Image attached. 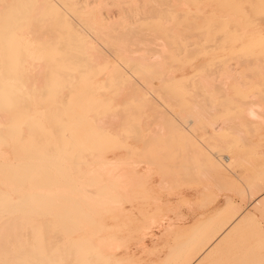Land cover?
Wrapping results in <instances>:
<instances>
[{
    "label": "rangeland",
    "instance_id": "374dc122",
    "mask_svg": "<svg viewBox=\"0 0 264 264\" xmlns=\"http://www.w3.org/2000/svg\"><path fill=\"white\" fill-rule=\"evenodd\" d=\"M6 1L8 2V4ZM18 1L19 3L16 0L17 2L16 4L15 0H13V2L15 3L11 2V0H0L1 18L4 16L2 14H6L7 11L9 12V9H11L12 11L15 10V12L12 13V11H10L9 12L10 14L7 12L6 17L5 16L3 17L4 19L6 18L8 20L10 17H13L17 12V15L14 18H12V22L11 24H9L10 27H7L6 29V31H8L7 36L0 35L1 41L5 38L6 40L9 41L14 39V37H16L18 39L19 45H21L22 47L24 46L27 50L26 54L24 53V55L19 54L17 52L15 54L14 53L6 54L5 56L3 50L4 46L0 45V50H1L0 54L2 55V56L0 55L1 57L0 72L2 74H7L10 76L9 78L10 80H9L8 77L5 78V75L3 76L0 73L2 75V76L0 75V109L1 107L4 109V110L3 109L0 110V114L5 113V115H3V118L4 117L7 118L9 116L7 118L8 120L5 121L2 119V116L0 115L1 117L0 121L1 119L3 121L0 122V127L5 129V131L7 130V132L1 134V135H5L6 137L5 136L2 137L0 135L1 136L0 141H2L0 142V160H1L0 187H4V189L2 190L0 188V192H1L0 199L1 198L7 199L10 198L11 196L13 198L15 195H17L14 197V199L10 198L8 200L12 203V205L16 204L17 202L16 205H19L21 208V210L17 211L18 214L17 212H13V214L10 212L9 213L5 212L6 214H10L11 216L5 215L4 212H2V216L0 214V225L6 223L4 222L6 220H8L7 222H10L11 218H13V221L11 222H15L14 219H17L20 214L19 218L17 219V222H19V224L15 222L16 224L19 225V227L17 226L14 229V231L17 232L16 238L19 237V240L10 243L9 246L14 250L23 251L25 261L27 262L28 260L36 261L37 258H34L36 254V256L45 258L46 260L49 261V263L52 264H64V263L69 264L70 262L72 264H197V263L199 264H264V123L260 124L259 122L257 123V121L253 122V120L247 117L245 113L246 103L244 104V107L242 106L243 103L246 101L248 102L249 99H251L252 101L251 100L250 101L253 102V99L256 96L257 97L254 100L264 105L263 102L264 99H262L264 98L263 96L264 74L261 73V71L263 70L261 71L258 70L260 73L257 71V69H259L257 68L259 67V64L264 67V54L263 55L261 54L264 53V48H263L264 39H262L263 46L261 43V39H259L262 36H264V11L262 10L264 9V2H263L264 0H255L257 2V7L255 4L256 2L254 0H246V1L240 0L239 2H237L238 0L236 2H234L235 0L234 1L214 0V3L212 2L213 0H209V1L208 0H178V1L175 0L178 4H176L174 0L173 3L172 0H162V1L153 0V2L154 1L159 3L161 2L164 5H161V3L158 5V3L156 4V2L153 3L152 0L151 1L125 0L126 2L125 1L122 2V0H120L121 3L119 0L118 3L117 0L116 1L114 0V2H112L113 0L112 1L109 0V2L108 0H104L107 3V5H109L108 8L111 10H109L106 7L107 6L106 3L102 0H97V2L95 0H81V1L64 0L66 3L63 2L62 0H56V1L53 0L54 2H47L48 6L47 4H45L46 2L45 0L42 3L40 2V0H37L40 2V3L38 2L37 5H36V0H32V1L28 0V4L26 5L24 0H18ZM69 1L74 5L71 4ZM241 1L242 2L244 1L242 3L243 5L240 3ZM75 2L77 3L78 6L75 5L76 4ZM87 2L89 3L86 4ZM115 2L117 3V5ZM211 2L213 4H211ZM32 3H34L35 7L34 5H32ZM49 3L52 4L50 5ZM134 3L137 4V6H135ZM179 3L180 4L182 3L181 5L184 4V6L187 5L188 7L185 6L184 8L183 6L179 5ZM10 4L12 6H10ZM41 4H43L40 7L41 9L37 7L38 8L37 10L40 9L41 11V13H38L37 10H34V8L36 9V6ZM44 4L45 7H43ZM153 4H156L158 6H155ZM172 4L173 5L176 4L177 6L179 5L182 7V9H179V7L177 8L176 5H175L176 7L172 8L173 6ZM210 4L213 6H210ZM240 4H241V8H240ZM248 4H251V6ZM18 5L20 9L15 7V6L18 7ZM144 5H146L145 8ZM2 6H4L3 8L7 7V9L5 8V11L4 9H2L4 11L3 13L1 10ZM86 6L87 8H84ZM159 6H165V7H162L161 9V7ZM253 6L254 8L255 7L256 8L254 9ZM32 7L34 8L32 9ZM247 7H249V9ZM261 7L263 8L261 9ZM152 8L154 10H151ZM145 9L147 10L144 11ZM163 9H165L166 11ZM33 10L35 12H32ZM64 10H66L67 12L66 11L64 12ZM150 10H151V16L150 14H148L150 13ZM28 11L31 12V15L37 12L39 16L38 14L36 15L38 16L39 19L36 16L35 18H33L34 16L32 15L33 16L32 17L31 15H29L30 12ZM47 11H49V13ZM94 11L96 12V14L100 13L97 14L98 16L103 14L102 15L103 17L99 16L100 18H98V16L95 15ZM108 11L110 13H108ZM104 12L107 13L105 14ZM153 13L157 20L154 17H152ZM8 14H9L8 16L9 18H7ZM119 14L121 15L119 16ZM147 14L151 18L148 17ZM106 15L111 18L110 19L106 18L107 17ZM25 16L26 17L28 16L27 18L30 17L29 20L25 18ZM60 16L63 18H61ZM162 16H165L166 18ZM91 17L98 18L97 22L95 21L96 20L95 18H91ZM113 17L116 22H114V20H111L113 19ZM146 17H148V19ZM83 18L85 21L83 20ZM4 19L2 20L4 21ZM16 19L19 21H17ZM31 19L32 22L34 21L33 23H35L36 20L38 19L39 22L38 21H37L38 23L36 22L37 25L33 24L34 26L36 25V27L40 26L38 29H35L34 27L30 28L33 26L31 25L32 22L31 23L29 22L31 21ZM64 19L65 20L67 19L69 21H65ZM104 19L109 20V23L106 20L107 23L105 22L103 24V21H105ZM199 20H201V22ZM3 21H1L0 25L3 23ZM43 21H45V23ZM52 21H53L52 29L54 28L53 29L54 31H52V29L47 30L45 28L50 34L52 31L53 34L50 35L43 28L46 26V23L51 24ZM86 21L87 22L89 21L88 23L90 25L94 21L96 23H102L99 24L101 28L99 25L95 24V22L91 25L92 26L91 28L89 25H87L88 23L86 24ZM113 22L116 23L117 25L116 24L114 25ZM21 23L23 26L25 24V27L21 26L20 25ZM161 23H163L166 26V28L162 24L164 27V29H162L163 27L161 28L162 26ZM172 23L174 25V28L172 27L173 26ZM5 24L7 25L8 23L4 21L2 25L5 26ZM50 24L46 26L48 29L51 27ZM58 24H60V26L64 25L63 27L65 29L62 27H61L62 29L57 28ZM108 24L111 25V28L110 26H108ZM95 25H97L102 30L100 31V29L96 28L97 26ZM136 25L138 26V28ZM104 27L110 28L111 30L110 34H112L113 28L115 29L112 35L107 33V40L104 39L105 38L104 35L106 32H110V31L108 29L107 31H105ZM129 28L131 30H134L133 31L134 33H132V31ZM188 28H190L191 31H189L190 29ZM32 29H35L37 31L39 30L38 32L42 34L41 38H39L40 34L37 31L34 30L32 31ZM40 29H43L44 31ZM124 29L127 30L126 31L127 33H129L130 31L134 36L127 35ZM61 30L66 31L65 33L68 32L66 36L65 33L61 32ZM74 30L75 32L73 34ZM95 30H97V32ZM120 30L121 32L124 30V33L127 36H131L132 38L136 37L135 32H137L138 35L137 37H139V31H141L140 33H144V34L147 32L148 35L153 34L152 41H154L155 40L154 38L158 36L159 38L157 37L156 41L158 39H160V41L157 42L154 41V43L153 42L152 43L153 44L156 43V45L157 44L163 45L162 47L161 46L159 47L165 49V55H167L168 56L167 58H169L168 59L169 62L166 60L167 59L166 57L164 58L166 64L165 70H167V72L176 71L177 72L175 74L176 77L171 81L169 77H167L169 80H167V78L165 79V77L163 78V75L161 73L157 72L155 74H152L150 75L149 80L147 78L146 79L148 81H151V84H154L155 87L157 88L156 89L154 88L153 90L152 89L153 85H152L149 86V89H147L148 86L146 85V82H143L146 79H144V75H142L143 70L147 68L143 67L142 69V66H140L141 64L140 65L138 64L140 62L137 59L136 60L138 62L135 61V58L133 57L137 55L140 56L142 54L141 56L147 59L150 58L148 59L150 61L154 58L152 55L155 56V54L151 51H159V50L154 48L157 46L153 44L151 46H148L151 44V41H148V39L146 40V38L150 37L149 39H152V37L148 36L147 34L145 35L140 34L139 37L141 38L142 35L143 36L142 38H144L147 35L144 38L145 41L143 40L145 43H143V41H140L142 39L140 40L137 39V37L136 39L135 38L133 39V41L136 40L135 42L132 41L131 37H129V39L131 40H127L128 37L125 36L126 37V38L124 37L125 40L131 42V43L129 42L126 43L125 41L126 43L125 46V43L123 44V42L120 39L117 40V38H120L119 37L120 35L122 36ZM180 30H181L180 34L181 36L184 35L183 36L184 38L178 36L179 34L177 35V33ZM0 31L1 32L4 31V28L0 27ZM25 31H27L28 33ZM99 31L104 32L103 33L104 37L100 36L102 35V33L99 34L100 33ZM238 31L240 32L237 34ZM45 32L48 35H44ZM59 32L60 34H58ZM115 34L117 35V38ZM187 34L189 37L192 38L193 41L187 36ZM190 34L191 35L198 34L196 35L197 37L199 36L201 37L202 35L203 36L201 37L202 41L200 37H199L200 40H198L199 38L197 37L194 38L195 36L193 35L192 37L190 36ZM61 35H64V40ZM80 35H82V37ZM43 36H47V37L49 36L48 39L49 42L46 41L47 42L46 43L45 41H43V39L47 40L46 37L42 38ZM55 36H58V39ZM94 36H96L98 39ZM68 37L69 38L72 37V39L77 38L75 40L78 43L72 42L71 41L72 39L70 40L68 39ZM108 37H110V39ZM31 38H35V39L32 40ZM65 38H66V43H64ZM124 38L122 37V40H124ZM180 38L183 41L179 40ZM41 39L42 41H40ZM112 39L115 42L118 41L119 43L120 41V43L121 42L122 43L120 45H118L117 43H112L113 42ZM35 40H37L36 43ZM57 40L59 42L61 41L58 46L55 45L56 42L57 44L59 43ZM108 40L109 41L111 40V43ZM138 40L139 42H137ZM216 40H218V42ZM84 41H88L92 47L95 44L99 46L98 49H100L101 47L102 50H100V53L102 55L99 54V56L100 55L101 56L98 57L100 62L104 58L103 56L105 55H106L105 57L107 58V59L105 58L106 61L109 62L107 63L104 59V62L99 63L98 58L97 61L95 57L90 56V59L93 58L92 60H90V62L93 61L95 63L96 61L95 64L91 63L92 66L94 65L95 67L97 66L96 69H94V67H92L90 63H88V60L85 57L86 54L84 52H80L79 49L80 45ZM106 41H108L110 45H107ZM146 41H148L150 44L149 43L146 44ZM196 41L197 42L199 41L198 42L199 44L198 43L195 44ZM42 42L45 44H41ZM132 43L136 45L135 46L133 44L134 48L135 47L137 48L136 50L134 49V51H136L134 54H133L134 51L132 49L131 50L133 52L130 50L131 47L133 48V46L130 45ZM137 43L141 44V45L139 44V46L140 48L143 47L142 49L145 48L146 50L149 47L152 49L148 50L150 51L149 53L146 51L143 52L142 49L138 48L139 46H137L138 45ZM164 43L166 48L164 46ZM190 43H192L193 45ZM67 44H71V46L68 45L66 48L65 45ZM115 44H117V46ZM127 44H129L131 47L129 45L128 46L130 48L127 47ZM143 44H146L147 47L144 46ZM51 45H53L54 47H51ZM72 45H74V48L72 47ZM97 45L95 46V48L98 47ZM44 46H46L45 48L47 50H45ZM113 46H116L117 49L116 47ZM124 46L125 48L126 47L129 48L126 50L127 51L130 50L129 52L132 53L133 57L131 56V54L128 55L129 53H127V51L123 49ZM167 46L170 47L167 48ZM182 46L184 47L186 46L185 49L187 48V50L191 49L190 52H192L193 49L195 51L193 54L190 53L189 51L186 52L187 50H185L184 47ZM36 47L40 48V51L39 49H36ZM41 47H43V49L45 50L44 52ZM255 48L257 50H255ZM67 49L71 51L69 50L67 51ZM250 49H252L254 52L256 51L257 52L254 53ZM111 50L113 51L112 53L113 55L111 54L112 52ZM139 50H141V52H143L144 54L141 53ZM200 50L202 51V53ZM101 51L104 52V55ZM66 52L69 53V56H67L68 54ZM78 52L81 54H79ZM138 52H140L141 54L140 53L136 54ZM83 53L85 54L84 56H82ZM126 53L128 55V58L130 56V58L134 59V62L132 59L128 60V58L127 59L125 58L127 56ZM151 53L153 54L150 55ZM123 54L126 56L123 57L124 56ZM189 54H192V56ZM70 55L71 57L73 56L72 57L73 60L70 57ZM181 55L184 56L182 57ZM20 56H22V58ZM23 56L24 57L27 56V57L24 58ZM78 56L79 58H81V61L79 60ZM4 57L7 60L4 62V65L7 68V69L5 68L6 70L4 69L5 66L3 65L2 62V60H5ZM19 58L23 60L26 59L28 60L29 63H27L26 60H24V62L23 60L20 62ZM43 58H46V60L44 59L45 62H43ZM231 58L233 59L236 58V60H233ZM70 59L74 63H76L79 60L83 64L80 65L81 64L80 62H78L80 64L78 63H76L75 65L70 64L71 63ZM83 59L85 60V63L83 62L84 61ZM68 61L70 63H68ZM250 62L252 63V65ZM19 63H22L23 65L21 64L19 65ZM254 63H256L255 66ZM248 64L249 66L250 65L251 66L249 67ZM24 65L26 66V68ZM32 65H34V67ZM40 65L44 66L45 68L44 67L41 68ZM39 67L41 68V70H43V72L39 70L40 69ZM116 67L118 69H116ZM180 67H182L183 69ZM194 67H196L197 69H195ZM21 69L24 75L29 72V75L31 77V75L33 74L31 79H29L28 74L25 75L26 78H24ZM30 69L32 70V72L29 71ZM2 70L6 72L3 73ZM79 70L83 72L81 73ZM106 70L108 73L106 72ZM118 70L119 72H117ZM38 71L41 73L40 74V76L42 75L41 77L38 76L39 75ZM255 71H257L256 73H258L257 75ZM13 72L14 74L18 72L20 73H18V75L16 74L12 75ZM218 72H220L221 74ZM226 72L227 73L229 72L228 76L232 74V78L234 76L235 80L234 79H233L234 81L232 80L231 75L229 76L230 78H227L228 76ZM71 73L73 75L74 74L77 75L76 82H75V76L73 77L71 75L73 78L69 76ZM34 74L37 75L38 77L34 76ZM66 74L68 75L66 76V79L68 80H65L64 78L65 76H63ZM99 74H101L100 75L101 78H99L100 77ZM102 75H106V76L103 77ZM211 75H213L215 79L214 77L212 78ZM15 76H17L18 78ZM140 76L143 77L140 78ZM256 76L258 78H255ZM2 77H4L5 79ZM69 77H71L72 80H69ZM108 77L111 79V82L109 80L107 81V79H109ZM113 77L114 78L116 77V79H114ZM126 77L129 78V80L131 81L133 80L132 82H134L135 80L136 82L137 80H140L141 81L140 86H142L143 88L145 87L144 91L139 87L136 88L137 84H135L136 86L134 85V87L138 91L136 90V92L134 91V94H132L133 91L131 90L133 88L130 89L128 86L130 85L131 82ZM250 77H253V79L254 78L257 79V82L254 79V83H252L251 80L252 78ZM32 78L33 81L31 83L29 81H31ZM41 78L43 80L45 79L46 82L45 80L44 81L40 80ZM125 78L127 79L128 82H130L128 83V85H126L127 81L123 82V84L121 83L122 80L123 81L126 80ZM205 78L206 79L209 78L208 81L210 80L209 81L210 84L211 82L212 83L215 82L213 83L215 86L213 84L211 85L206 84L208 83V81H206ZM225 79L227 80V82H229L227 87L231 89L230 93L228 88L225 87L224 85L226 84ZM258 79L261 80L259 81ZM26 80L27 82L31 83L29 85L30 91L33 88L31 92L29 91L30 92L29 94L27 91L29 90V88L25 87V85L28 86ZM38 80L39 82L37 84L36 82ZM158 80L160 82H158ZM161 80H165V81L162 82ZM15 81L18 82L19 85L18 87L15 85V83H17ZM34 81H36L35 83L37 85L34 83ZM42 81L45 85L43 83H42L43 85H40V82ZM70 81H73L76 86L78 85L77 86L78 90L76 89L77 87L75 85H72V82ZM113 81L116 84H112ZM239 81H241L240 82L241 85L239 84ZM199 82L202 85L199 84ZM33 83L35 85H33ZM105 83L109 85H106ZM260 83L263 85V87H261L262 85ZM67 84L70 89L67 88L68 87ZM203 85L205 86V88L208 85L209 89H204ZM34 86L36 87V89ZM37 86H41L42 88L39 87V89L41 90H39ZM112 86H114V89ZM124 86L125 87L127 86V88L129 89L125 90V88H123ZM198 86L201 87L199 88ZM222 87L225 90L224 92L222 90L223 89ZM83 88H85V90L86 89L88 90L84 91ZM158 88H160V90ZM22 89L24 91H21ZM71 89H74V91L76 92H73ZM140 89L142 91H140ZM56 90L57 91L59 90L58 92L59 94L56 92ZM91 90L92 92L94 91L98 95L97 96L96 94L94 95L91 92ZM118 90H120V92L123 91V94L119 93ZM14 91L19 93V95L17 94L19 97L20 96L22 97V95L24 96L22 98L21 97L19 98L17 97V95H15L16 93ZM43 91L45 92V94ZM79 91L82 93V95H78ZM83 91L89 94L83 95ZM126 91H129L127 92L129 95L125 94ZM221 91L223 92V94L226 95L224 96L221 93ZM65 92H67L68 94V95L66 94V97L64 96ZM68 92L71 93L69 94ZM80 92L79 94H81ZM90 92L92 94H90ZM217 92L218 94H216ZM42 93L45 96H43ZM61 93H63V95ZM202 93H204L203 94L204 96L201 95ZM56 94H58V97L54 98ZM124 94L127 95V97L122 96ZM120 95L121 97H125V99L127 100L125 101L123 98L120 97ZM217 95L219 96L218 100L216 98ZM220 95H222L223 98ZM260 95L263 97H261ZM79 96H82L83 98V101H81L82 103L79 102L80 100H82V98ZM117 96H119L120 98L118 99ZM238 96L239 98H237ZM258 96H260L261 98ZM25 97L26 98L30 97V99L28 98V100L26 101ZM63 97L66 99L65 100L66 102L64 101ZM76 97L79 98V100ZM144 97L145 100H148L149 98H152V100L145 101ZM169 97L170 99L167 101ZM23 98L25 99L23 101V104L28 103L31 106L30 111H28L29 105L23 106V108L25 106L26 107L28 106L27 107L28 109L24 108V110H19L20 108H22L23 105L20 104L19 101L20 99L22 100ZM236 99L237 100L240 99L239 100L240 102L237 101ZM115 100L117 101L115 102ZM121 100H123L122 101L123 104ZM191 100L194 101L193 104L191 103L192 102ZM28 101H30V103ZM97 101L98 102L101 101L99 103L101 106H98ZM2 103L3 104L5 103V105H2ZM14 103L17 106H15ZM91 104L93 106L97 105V107H93L95 109L92 110ZM45 105L49 107L51 105L56 106L55 108L51 107L56 111V113L55 111H53V109L50 111L51 108L49 109V107L47 109V106ZM63 105L67 108V109L65 108L66 113L64 112ZM58 106L60 107L58 108ZM41 108L43 109L40 110ZM11 109H15V110L13 111ZM6 110L7 112H2ZM47 110H49L50 113L47 112ZM92 111L94 113L91 114H94L99 118H96L94 115H89L90 112ZM96 111L99 112V115L101 114V116H98L97 115L98 113ZM43 112L45 114L48 113V115L47 116L44 115ZM62 112L63 114H60ZM110 113L111 115L109 116ZM121 113L123 114V116ZM69 114H71V116ZM112 114L113 115L117 114L120 116L117 115L113 116ZM60 116L61 118H64L62 119L64 120L63 123L62 120L60 119ZM75 117H77L76 120L74 119ZM82 117L84 119H82ZM117 117H120L122 119ZM48 118L50 119L49 122H47ZM10 119L11 122L9 121ZM52 119L53 122L55 123L54 124L55 126L53 125V123H51ZM95 119L97 120L96 123H95ZM98 119H100L102 123L104 121L105 122L108 121L106 123H108L109 126L107 127L104 126L103 128L104 129L106 128V130L107 128H109L108 129L109 131L99 128L100 126L102 127L103 125L101 124V122H99ZM113 119L115 123H113L112 125L111 123L114 122ZM22 124L25 125V128L26 127L28 128H26V130H23L24 125L22 126ZM96 124L98 125L100 124L99 127ZM213 124L217 126L216 128L218 127L220 128H218V130L214 128L215 126L212 128ZM5 125H7L8 127H6ZM48 125H51V127ZM67 125L72 128L74 126L75 129L72 128L69 129ZM35 126L37 129L34 128ZM52 126L54 127V129L52 128ZM111 126H113L112 128L114 127L115 128L112 129ZM9 128H14V129L11 131V129ZM15 128L18 130L22 129L25 132V133L23 131L21 132L25 134V136L23 134V138H24L23 140H22V136H20L21 130L19 131L17 130L18 131L17 132ZM32 128H34L35 131L32 130ZM57 128L59 129L58 133L56 131ZM14 130H15L14 133L15 134L17 133L18 138L14 137L16 135L12 134ZM31 130L34 132H32ZM60 130L61 131L63 130L62 133L64 136L61 135L62 133ZM41 132L44 134L47 133L45 135L47 137L40 139L39 140L40 142L38 141L39 143L46 142L47 141L46 139H48V134L50 132L54 133V134L51 133L54 138V141L50 134L52 142L50 139H48V141L50 140L48 142L49 144H47V142L44 144V145L47 144L49 146L44 148L46 150V151L44 150L45 154H42L43 152V150H41L42 147L39 146V143L36 141V139L38 138L34 139L31 137L32 133H35V135L34 134L33 135L34 137H36L37 136L36 133L40 136ZM26 133H28L29 136ZM57 134H59L60 136ZM7 136H11V137L13 136V138L10 140L9 138L11 137H7ZM19 136L21 137L20 139L22 141L19 139ZM42 136L43 135L41 134L39 138H41ZM55 136L59 139L57 140ZM14 138L15 140H13ZM2 139L3 140L6 139L7 141L6 140L3 141ZM30 140L31 141L34 140V141L31 142ZM15 142L18 145H16ZM30 143H32L33 145ZM12 144L13 146L16 145L14 147L17 149L11 148ZM36 144H38V146L40 147V148L38 147L40 149L39 151H37L38 149L37 147H35L37 146ZM42 144L43 143H41L40 145ZM33 146L37 150L34 149ZM50 146L51 149H54L53 151L54 155L52 153V150L50 149ZM9 147L12 149V151L20 149L17 152L21 151L23 154L25 153L23 151L26 150L27 154L24 155L29 158H32L35 155H39L38 158L40 159L37 160L36 158L35 159L33 158L34 161L27 157L26 159L25 156L22 157L21 155H19V153H15L16 151L11 152V149ZM96 147H98V150H96L97 149ZM93 148L96 151H93L94 150ZM31 149H33V151L29 152L28 154V151ZM47 151L48 154L49 153L52 154L48 156ZM14 153L18 157L21 156L22 159H20V157L19 158L15 157L16 156L15 155L14 157L17 159H14L13 161L12 158ZM30 153H32L33 156H31L32 154ZM43 156L47 158H43ZM4 157H6L7 159ZM228 157H229V162L225 160L228 159ZM49 159L53 164L49 161ZM28 161L29 163L34 162L35 165L33 163H32L33 165L24 163ZM40 161L43 163L37 164L36 166V163L37 162L39 163ZM17 164L19 165L17 166ZM41 164L47 167H44ZM81 167L83 170L81 169ZM24 168L25 170L23 171L25 172L22 171V169ZM26 169L27 171L28 170H35V171L33 172L29 171L27 174L30 173L29 174L30 176L27 175L29 176L27 177L25 176V174H23L27 172ZM39 170L40 171L45 170L46 172L49 173L47 174L41 172L43 176L45 175V177H43L44 179L45 178L49 179L46 180V182L48 181L47 182L48 184L43 182L42 177L39 180V182H37L38 181L37 178H40L37 175V174L40 175ZM20 171H22L21 173L23 175L18 174L20 173ZM16 172L24 180H26L27 177L26 183L22 181V184L24 183V185L20 184L21 187H17L19 186V181L17 183L15 178H13L15 180L14 182H16L18 185L14 183L13 186V182L10 178V176L16 174ZM9 173L10 176L8 175ZM22 176H25V178H23ZM46 176H48V178ZM2 177L6 179L3 180ZM33 177L35 178V180ZM32 179L34 181L37 180L36 184L34 182L33 183L35 184V186L39 185V187L36 186L39 189H37L34 186V184L32 187H34L35 189L31 187L32 182L30 181ZM40 181H42L43 183ZM25 184L30 186V188H28V186ZM13 187H16L17 191L20 192H17L15 194L16 189H13ZM8 188L9 189L12 188V189L9 190ZM22 190L25 191L23 192ZM25 192L26 194L29 192V194L31 193V195L36 194L34 196H39V197H35V199L32 196V199L35 200V202L37 200V202L33 203V201H31L32 199L28 197V194L27 195L24 194ZM49 192H51L53 195L49 194ZM21 194L27 196V198L22 196ZM49 195L50 196L52 195L51 197L52 201L50 200ZM19 196L22 197L20 198ZM44 196H46V198ZM18 197L19 200H16L18 199ZM23 197L27 199L29 203L23 200L24 199ZM79 197L81 198L83 197V199H86V201L83 202L84 205L81 204L79 200L77 201V199H80ZM43 198L45 199V201L42 200ZM38 200L40 201L41 204H43L42 206H40L41 205L40 203L38 204L39 202ZM258 200H260L259 204H257ZM19 201L20 203L22 201L23 202L25 201L26 203L24 202V204H22L23 203L22 202L21 204H18ZM49 202L52 204H50ZM45 203H46V208H45ZM79 203L80 205H76ZM27 204L28 205L30 204L29 205L30 208L26 207ZM51 205H54V207H52L53 210H50ZM81 205L82 207H79ZM57 206L59 207L58 209L56 208L57 210H55L54 208ZM60 207L64 208L62 211H65L66 214L65 212H63L64 215L61 214L62 212L60 211L62 208ZM67 207L69 209H71L70 207H72V209L73 207H78L77 209L76 208L74 209L75 212L71 210V213L75 214L74 217H72L73 214L71 215L69 213L70 211H67L69 209L67 210L65 209ZM80 208L84 209V212H82L83 210H80ZM23 209L25 211L26 209H28L27 210L28 212L24 213ZM30 209L32 211H30ZM34 209H36L37 211ZM29 211L32 213H30ZM39 212L42 216L43 214H45L43 218L40 216ZM34 213L38 215L36 216ZM50 213L52 216H50ZM69 215H71L70 216L71 218L68 217ZM76 215L80 217L77 218ZM7 216H10L11 218ZM21 216L22 217L28 216V217L27 219L26 218L24 219ZM32 216L33 219H35L34 217H37L36 218L37 221L31 219ZM57 216H59L64 220L62 221L61 219L63 223L60 222V220L58 219L59 217ZM40 218L41 221L42 219L45 218L42 221V223L40 221ZM49 220L52 223L49 222ZM45 222L49 226H47ZM67 223H69L70 225H68ZM44 224L46 225V227ZM62 225H64V228ZM69 227L71 228L69 229ZM74 227H76L77 229H75ZM72 228H74L75 230ZM48 230L50 231L47 233ZM63 232L65 234H63ZM28 234L29 237H27ZM45 234L47 236H45ZM53 234L59 236L57 237V239L59 238L58 239L59 241L56 238H50V235ZM83 234L86 235L84 236ZM82 236L84 238H82ZM30 237L32 239H30ZM44 238H46L45 241ZM51 239H54L55 243L53 242L54 240ZM220 240L223 241L221 242ZM52 242L54 244H52ZM98 242H100V244ZM68 243L71 244L69 245ZM97 245L98 246L100 245V248ZM44 246H46V248ZM66 248L68 249L66 250ZM84 248L89 249L88 251L89 253H91V255L89 253L87 254L89 256L87 255L84 256V254L82 255L80 253V249H84ZM45 249L46 250L49 249L50 251L48 250L46 252ZM69 254L70 256H68ZM60 257L62 259H60ZM76 259L78 260L76 261Z\"/></svg>",
    "mask_w": 264,
    "mask_h": 264
},
{
    "label": "bare ground",
    "instance_id": "6f19581e",
    "mask_svg": "<svg viewBox=\"0 0 264 264\" xmlns=\"http://www.w3.org/2000/svg\"><path fill=\"white\" fill-rule=\"evenodd\" d=\"M24 1H25V5L28 4V0H27V1L24 0ZM31 1H32V0H31ZM45 1H46L45 4H47V6H48V3H47V2H54V1H56V0H54V1H53V0H52V1H51V0H50V1H49V0H48V1L45 0ZM62 1L65 2L66 0H65V1L62 0ZM67 1H68V0H67ZM74 1H75V0H74ZM80 1H81V0H80ZM95 1L97 2V0H95ZM95 1H94V2H95ZM102 1H104V0H102ZM111 1H112V0H111ZM115 1H116V0H115ZM119 1H120V0H119ZM123 1H125V0H122V2H123ZM150 1H151V0H150ZM156 1H158V0H156ZM156 1H154V2H156ZM159 1H162V0H159ZM176 1H178V0H176ZM176 1L174 0V2H175L176 4H178ZM208 1H209V0H208ZM219 1H220V0H219ZM228 1H229V0H228ZM233 1H234V0H233ZM236 1H237V0H235L234 2H236ZM239 1H240V0H238L237 2H239ZM245 1H246V0H245ZM254 1H255V0H254ZM6 2H7V1H6ZM11 2H13V0H11ZM15 2H16V0H15ZM15 2H13V3H15ZM17 2L19 3L18 0H17ZM17 2H16V4H17ZM21 2H22V1H21ZM38 2H39V1L36 0V5H37ZM40 2L42 3V2H44V0H43V1L40 0ZM40 2H39V3H40ZM69 2H70V1H69ZM69 2H68V3H69ZM72 2H73V1H72ZM77 2H78V1H77ZM82 2H84V1H82ZM99 2H100V1H99ZM104 2H105V1H104ZM108 2H109V0H108ZM112 2H114V0H113ZM125 2H126V1H125ZM152 2H153V0H152ZM154 2H153V3H154ZM196 2H197V1H196ZM212 2L214 3V0H213ZM212 2H211V4H213ZM226 2H227V1H226ZM226 2H225V3H226ZM243 2H244V1H243ZM243 2L241 1L240 3L242 4ZM248 2H249V1H248ZM255 2H256V1H255ZM259 2H260V1H259ZM261 2H262V1H261ZM263 2H264V1H263ZM55 3H57V2H55ZM65 3H66V2H65ZM70 3H71V2H70ZM75 3H76V2H75ZM88 3H89V2H87L86 4H88ZM105 3H106V2H105ZM115 3H116V2H115ZM117 3H118V0H117ZM117 3H116V5H117ZM120 3H121V1H120ZM139 3H140V1H139ZM139 3H138V4H139ZM144 3H145V2H144ZM157 3H158V5H159L161 2H160V3H159V2H156V4H157ZM165 3H167V2H165ZM172 3H173V0H172ZM182 3H183V2H182ZM182 3H181V4H182ZM184 3H185V1H184ZM245 3H247V2H245ZM0 4H1V2H0ZM7 4H8V2H7ZM45 4H44L43 7H45ZM49 4H50V3H49ZM51 4H52V3H51ZM51 4H50V5H51ZM62 4H63V3H62ZM71 4H73V3H71ZM97 4H98V3H97ZM103 4H104V3H103ZM134 4H135V3H134ZM156 4H153V5L158 6V5H156ZM168 4H169V3H168ZM176 4H174V5L172 4V5H173L172 8L176 7V6H177ZM181 4L179 3V5H181ZM211 4H210V6H213V5H211ZM230 4H231V3H230ZM237 4H238V3H237ZM241 4H240V8H241ZM255 4H256V7H257V2H256ZM258 4H261V3H258ZM4 5H5V4H4ZM19 5H20V4H19ZM19 5H18V7H17V6H15V7H16V8H19ZM32 5H34V3H32ZM42 5H43V4L36 6V9L34 8V7H35V5H34V7H32V9L34 8V10H37V9H38L37 7L40 8ZM73 5H74V4H73ZM75 5L78 6L77 3H76ZM94 5H95V4H94ZM101 5H102V4H101ZM106 5H107V3H106ZM114 5H115V4H114ZM161 5H164V4L161 3ZM165 5H167V4H165ZM175 5H176V6H175ZM179 5L177 6V8L179 7V9H182L181 6H183L184 8H185V6H187V5L184 6V4L181 5V6H179ZM215 5H216V4H215ZM234 5H235V3H234ZM242 5H243V4H242ZM245 5H246V4H245ZM248 5L251 6V4H248ZM252 5H253V3H252ZM6 6H7V5H6ZM10 6H12V5L10 4ZM22 6H23V3H22ZM30 6H31V5H30ZM103 6H104V5H103ZM108 6H109V5H107L106 7L108 8ZM135 6H137V4H135ZM145 6H146V5H144V8H145ZM155 6H154V8H155ZM208 6H209V5H208ZM231 6H232V5H231ZM236 6H237V5H236ZM236 6H235V7H236ZM259 6H260V5H259ZM3 7H4V6H2L1 10L4 9V11H5V8L7 9V7H5V8H3ZM50 7H51V6H50ZM60 7H62V6H60ZM69 7H70V6H69ZM73 7H74V6H73ZM98 7H101V6H98ZM104 7H105V6H104ZM117 7H118V6H117ZM151 7H152V4H151ZM159 7H161V9H162V7H165V6H159ZM167 7H168V6H167ZM169 7H170V6H169ZM180 7H181V8H180ZM187 7H188V6H187ZM243 7H244V6H243ZM256 7H255V8H256ZM8 8H9V7H8ZM58 8H59V6H58ZM70 8H71V7H70ZM84 8H87V6L84 7ZM102 8H103V7H102ZM136 8H138V7H136ZM146 8H147V7H146ZM203 8H204V7H203ZM203 8H202V9H203ZM224 8H225V7H224ZM247 8L249 9V7H247ZM251 8H252V7H251ZM253 8H254V6H253ZM255 8H254V9H255ZM259 8H260V7H259ZM259 8H258V9H259ZM262 8H263V7H261V9H262ZM12 9H13V8H12ZM19 9H20V8H19ZM40 9H41V8H40ZM40 9L37 10L38 13H41ZM61 9H62V8H61ZM88 9H89V8H88ZM93 9H94V8H93ZM108 9H109V8H108ZM149 9H150V8H149ZM157 9H158V8H157ZM157 9H156V10H157ZM13 10H14V9H13ZM17 10H18V9H17ZM34 10H33L32 12H35ZM42 10H44V9H42ZM45 10H46V9H45ZM47 10H48V9H47ZM84 10H87V9H84ZM95 10H96V9H95ZM109 10H111V9H109ZM146 10H147V9H145L144 11H146ZM151 10H154V9L152 8ZM151 10H150V13H148V14H150V16H151ZM158 10H159V9H158ZM163 10H165V9H163ZM174 10H175V9H174ZM195 10H196V9H195ZM252 10H253V9H252ZM262 10L264 11V9H262ZM4 11L2 10V13H3ZM10 11H12V10L9 9V12H10ZM24 11H25V10H24ZM39 11H40V12H39ZM65 11H66V10H64V12H65ZM92 11H93V10H92ZM99 11H100V10H99ZM116 11H117V10H116ZM165 11H166V10H165ZM256 11H257V10H256ZM258 11H260V10H258ZM7 12H8V11H7ZM7 12H6V14H7ZM9 12H8V13H9ZM14 12H15V10L12 11V13H14ZM28 12H30V11H28ZM37 12H36L35 14H34V13L32 14L34 17L31 15V12L29 13V15H31L33 18H35V16L38 18L39 14H38ZM47 12L49 13V11H47ZM66 12H67V11H66ZM75 12H76V11H75ZM94 12H95V11H94ZM97 12H98V10H97ZM100 12H101V11H100ZM148 12H149V11H148ZM197 12H198V11H197ZM199 12H200V11H199ZM205 12H206V11H205ZM20 13H21V11H20ZM23 13H24V12H23ZM81 13H82V12H81ZM102 13H103V12H102ZM104 13H105V12H104ZM106 13H107V12H106ZM106 13H105V14H106ZM108 13H110V12L108 11ZM115 13H116V12H115ZM117 13H118V12H117ZM120 13H121V12H120ZM156 13H157V12H156ZM158 13H159V12H158ZM191 13H192V12H191ZM249 13H250V12H249ZM259 13H260V12H259ZM6 14H2V15H4V16L6 17ZM9 14H10V13H9ZM9 14L7 15V18H9V17H8ZM36 14H38V16H37ZM97 14H100V13H97ZM97 14H96V12H95V15H96V16H98ZM140 14H141V13H140ZM145 14H146V13H145ZM148 14H147V16H148ZM189 14H190V13H189ZM197 14H200V13H197ZM12 15H13V14H12ZM16 15H17V12L15 13V15H14L13 17H10L8 20H7L6 18H5V19H6V20H5V19L3 18L4 16H3L2 18L0 17V18H1V21H3L2 19H4V21H6V23H8L7 25L5 24V26H4V25H2V24L4 23V21H3V23L1 24L3 27L0 25L1 28H4V31H2V32L0 31V35H5V36H7L8 31H6V29H7V27H10L9 24H11V22H12V18H14ZM60 15H61V14H60ZM91 15H93V14H91ZM91 15H90V16H91ZM102 15H103V14H101V15H99V16H100V17H103ZM110 15H111V14H110ZM120 15H121V14H119V16H120ZM190 15H191V14H190ZM192 15H194V14H192ZM0 16H1V14H0ZM22 16H23V15H22ZM61 16H62V15H61ZM61 16H60V17H61ZM70 16H71V15H70ZM96 16H95V17H96ZM99 16H98V18H100ZM106 16H107V15H106ZM150 16H148V17H150ZM27 17H28V16H27ZM27 17L25 16V18H27ZM60 17H59V18H60ZM85 17H86V16H85ZM95 17H91V18H95ZM123 17H124V16H123ZM142 17H143V16H142ZM148 17H146V18L148 19ZM152 17L155 18L154 13H153ZM162 17H165V16H162ZM189 17H191V16H189ZM189 17H188V18H189ZM192 17H194V16H192ZM22 18H23V17H22ZM29 18H30V17H29ZM29 18H27V19L29 20ZM61 18H63V17H61ZM61 18H60V19H61ZM91 18H90V21H91ZM98 18H95L96 20H95V19H93V20H95V21L97 22V19H98ZM106 18L110 19L111 17H108V16H107ZM117 18H120V17H117ZM143 18H144V17H143ZM143 18H142V19H143ZM150 18H151V17H150ZM165 18H166V17H165ZM17 19H19V18H17ZM17 19H16V20H17ZM20 19H21V17H20ZM27 19H26V20H27ZM38 19H39V18H38ZM38 19L36 20V22L38 21ZM53 19H54V17H53ZM53 19H52V20H53ZM155 19H156V18H155ZM179 19H180V18H179ZM34 20H35V19H34ZM47 20H48V19H47ZM47 20H46V21H47ZM57 20H58V19H57ZM64 20H65V19H64ZM83 20H84V18H83ZM86 20H87V19H86ZM100 20H101V19H100ZM102 20H103V19H102ZM104 20H105V19H104ZM106 20H107V19H106ZM106 20L103 21V24L106 22ZM111 20H114V17H113V19H111ZM126 20H127V19H126ZM156 20H157V19H156ZM180 20H181V19H180ZM1 21H0V23H1ZM7 21H8V22H7ZM17 21H19V20H17ZM53 21H54V20H53ZM53 21L51 22V24L49 23L50 26H51V27L48 26V27H50L49 29L46 27L47 25H49L48 23H46V26H45L43 29H44V30H46V29H47V30H51V29H52V25H53ZM65 21H69V20L66 19ZM65 21H64V22H65ZM84 21H85V20H84ZM95 21H94V22H95ZM199 21L201 22V20H199ZM27 22H28V21H27ZM29 22L31 23V22H32V19H31V21H29ZM33 22H34V21H33ZM33 22L31 23V25L36 24V22H35V23H33ZM38 22H39V21H38ZM38 22H37V23H38ZM43 22L45 23V21H43ZM49 22H50V20H49ZM56 22H58V21H56ZM77 22H78V21H77ZM88 22H89V21H88ZM88 22L86 21V24H87ZM92 22H93V21H92ZM94 22H93V23H94ZM96 22H95V24H97V25L102 24V23H96ZM101 22H102V21H101ZM107 22L109 23V20H107ZM107 22H106V23H107ZM110 22H111V21H110ZM114 22H116V21L114 20ZM114 22H113V23H114ZM117 22H118V21H117ZM155 22H156V21H155ZM165 22H167V21H165ZM200 22H198V23H200ZM14 23H15V22H14ZM30 23H29V25H30ZM41 23H42V22H41ZM41 23H39V24H41ZM44 23H43V24H44ZM59 23H60V21H59ZM61 23H62V22H61ZM71 23H72V22H71ZM93 23H92V24H93ZM168 23H169V21H168ZM12 24H13V23H12ZM23 24H24V23H23ZM43 24H42V25H43ZM63 24H64V23H63ZM82 24H83V22H82ZM92 24H91V25H92ZM110 24H111V23H110ZM115 24H116V23H114V25H115ZM162 24H163V23H161V25H162ZM20 25L23 26L22 23H21ZM27 25H28V23H27ZM36 25H37V24H36ZM36 25H35V26L33 25V26L30 27V28H33V27H34L35 29H38L40 26H39V27H36ZM44 25H45V24H44ZM87 25H89V26L92 28V26H91L89 23H88ZM97 25H95V26H97ZM114 25H113V26H114ZM116 25H117V24H116ZM132 25H133V24H132ZM134 25H135V24H134ZM163 25H164V24H163ZM163 25L161 26V28L163 27ZM172 25H173V23H172ZM58 26H60V24L57 25V28H61V27L64 28V27H63L64 25H61L60 27H58ZM93 26H94V25H93ZM99 26H100V25H99ZM108 26H110V28H111V25L108 24ZM113 26H112V27H113ZM136 26H137V25H136ZM136 26H134V27H136ZM189 26H190V25H189ZM192 26H193V24H192ZM18 27H20V26H18ZM23 27H25V24H24ZM42 27H43V26H42ZM42 27H41V28H42ZM53 27H55V26H53ZM72 27H73V26H72ZM81 27H82V26H81ZM164 27L166 28L165 25H164ZM164 27H163L162 29H164ZM167 27H168V26H167ZM172 27L174 28V25H173ZM175 27H176V26H175ZM184 27H185V26H184ZM16 28H17V27H16ZM26 28H27V27H26ZM45 28H46V29H45ZM62 28H61V29H62ZM96 28H99V27L97 26ZM100 28H101V26H100ZM100 28H99V29H100ZM102 28H103V27H102ZM105 28H106V27H104V30H105V31H107V29L110 31V32H106L105 35H104V36H105L104 39L107 40V33L110 34V33H111V30H110V28H106V29H105ZM127 28H128V27H127ZM127 28H126V29H127ZM137 28H138V26H137ZM191 28H192V27H191ZM233 28H234V27H233ZM258 28H259V27H258ZM35 29H32V31H33V30H34V31H37V30H35ZM43 29H40V30H43ZM53 29H54V28H53ZM53 29H52V31H54ZM55 29H56V28H55ZM64 29H65V28H64ZM93 29H94V28H93ZM129 29H130V28H129ZM170 29H171V27H170ZM175 29H177V28H175ZM188 29H190V28H188ZM188 29H187V30H188ZM192 29H193V28H192ZM25 30H26V29H25ZM44 30H43V31H44ZM47 30H46V32L48 33ZM66 30H67V29H66ZM101 30H102V29H100V31H101ZM104 30H103V31H104ZM124 30H125V29H124ZM124 30L122 31L123 33H124ZM127 30H128V29H127ZM127 30H125V32H126ZM130 30H131V29H130ZM135 30H136V29H135ZM139 30H140V29H139ZM139 30H138V31H139ZM151 30H152V29H151ZM166 30H167V29H166ZM168 30H169V28H168ZM168 30H167V31H168ZM178 30H179V29H178ZM230 30H232V29H230ZM261 30H262V29H261ZM13 31H15V30H13ZM38 31H39V30H38ZM38 31H37V32H38ZM43 31H42V33H43ZM52 31H51V34H53ZM55 31H56V30H55ZM95 31L97 32V30H95ZM100 31H99V32H100ZM113 31H115L114 28H113ZM113 31H112V34H113ZM118 31H119V30H118ZM118 31H117V32H118ZM131 31H132V33H134V32H133L134 30H131ZM144 31H145V30H144ZM171 31H173V30H171ZM183 31H184V30H183ZM183 31H182V32H183ZM189 31H191V29H190ZM189 31H188V32H189ZM240 31H242V30H240ZM240 31H238L237 34H238ZM25 32H27V31H25ZM46 32H45V33H46ZM49 32H50V31H49ZM61 32L65 33L66 31H62V30H61ZM74 32H75V30L73 31V34H74ZM120 32H121V30H120ZM122 32H121L122 36H121V35L119 36L120 38H117V35H118L117 33H116L117 35L115 34L117 40L120 39V40L123 42V44L125 43V41H126V43H127V42L131 43L130 41H127V40H131V39H129V37H131V36H127V35H132V33L129 31V33L126 32L127 35H126L125 33H124V34H125V35H124ZM140 32H141V31H139V37H140V34H142V35L144 34V33H140ZM152 32H153V31H152ZM152 32H151V33H152ZM169 32H170V31H169ZM169 32H168V35H169ZM180 32H181V30H180L178 33L176 32L177 35L179 34L178 36H181ZM185 32H186V31H185ZM185 32H184V33H185ZM1 33H2V34H1ZM27 33H28V32H27ZM31 33H32V32H31ZM31 33H30V34H31ZM38 33H39V32H38ZM45 33H44V35H48V34H50V33H48V34H47V33L45 34ZM67 33H68V32H67ZM67 33H65V36H66ZM80 33H81V32H80ZM80 33H79V34H80ZM101 33H102V35H100V36H103V33H104V32H100L99 34H101ZM130 33H131V34H130ZM135 33H136L135 36L137 37V36H138V35H137V32H135ZM176 33H175V34H176ZM241 33H242V32H241ZM39 34H40V37H39V36H38V37L41 38V35H42V34H41V33H39ZM39 34H38V35H39ZM51 34H50V35H51ZM58 34H60V32H59ZM71 34H72V33H71ZM71 34H69V35H71ZM97 34H98V33H97ZM99 34H98V35H99ZM112 34H110V35H112ZM145 34H147V32H146ZM145 34H144V35H145ZM154 34H155V32H154ZM159 34H160V33H159ZM171 34H172V33H171ZM171 34H170V35H171ZM191 34H192V33H191ZM191 34H190V36L193 37L194 34H193V35H191ZM54 35H55V34H54ZM92 35H94V34H92ZM142 35H141V38L137 37V39H139V40L142 39V40H140V41H143V40L145 41L144 38H145L148 34H147L144 38H142V37H143ZM157 35H158V34H157ZM172 35H173V34H172ZM196 35H198V34H196ZM196 35H194V36H195L194 38L197 37ZM202 35H203V33H202ZM202 35H201V37H203ZM31 36H33V35H31ZM58 36H59V35H58ZM58 36H55V37H57V39H58ZM61 36L63 37V40H64V35H61ZM80 36L82 37V35H80ZM104 36H103V37H104ZM113 36H114V35H113ZM125 36L128 37L127 40H125V38H126ZM132 36H134V35H132ZM148 36H151V37H152L153 34H152V35L150 34V35H148ZM155 36H156V35H155ZM155 36H154V37H155ZM183 36H184V35H183ZM183 36H181V37L184 38ZM187 36H188V34H187ZM1 37H2V36H1ZM44 37H46L47 40H46V39H43V41H45V42L48 41L49 36H48V37H47V36H43L42 38H44ZM69 37H70V36H69ZM69 37H68V39L71 40L72 37H71V38H69ZM74 37H75V36H74ZM94 37H96V36H94ZM103 37H102V39H103ZM122 37H123V38L125 37L124 40H122ZM136 37H133V38L131 37V38H132V41H133L134 38L136 39ZM157 37H158V36H156V38H154V39H155L154 41H156ZM188 37H189V36H188ZM199 37H200V36H199ZM199 37H197V38H199ZM201 37H200V38H201ZM262 37H264V36H262ZM262 37L259 38V39H261V43L264 41V40L262 41V39H264V38H262ZM50 38H51V37H50ZM60 38H61V37H60ZM83 38H85V37H83ZM96 38H97V37H96ZM96 38H95V39H96ZM108 38L110 39V37H108ZM111 38H112V37H111ZM116 38H114V39H116ZM149 38H150V37L146 38V40L148 39V41H151V44H150L148 41H146V44L149 43L150 45H148V46H151V45L154 43V41H152V40H153V37H152V39H149ZM158 38H159V37H158ZM172 38H173V36H172ZM178 38H179V37H178ZM189 38L192 40L191 37H189ZM189 38H188V39H189ZM200 38H199L198 40H200ZM220 38H222V37H220ZM31 39L33 40V39H35V38H31ZM36 39H37V37H36ZM51 39H52V38H51ZM75 39H77V38H74V39H72L71 41L74 42V43H78ZM97 39H98V38H97ZM188 39H187V40H188ZM236 39H237V38H236ZM73 40H74V41H73ZM139 40H138L137 42H139ZM161 40H162V39H161ZM179 40L183 41L181 38H180ZM187 40H186V41H187ZM196 40H197V39H196ZM218 40H220V39H218ZM218 40H216V41L218 42ZM0 41H1V38H0ZM36 41H37V40H35V43H36ZM40 41H42V39H41ZM40 41H39V42H40ZM50 41H51V40H50ZM53 41H54V40H53ZM57 41H58V40H57ZM61 41H62V39H61ZM61 41H60V42H61ZM71 41H70V42H71ZM89 41H90V40H89ZM108 41H109V40H108ZM108 41H106V44H107V45H110V44L108 43ZM112 41H113V39H112ZM135 41H136V40H135ZM135 41H133V42H135ZM144 41H143V43H145ZM157 41H160V39H158ZM157 41H156V42H157ZM162 41H163V40H162ZM162 41H161V42H162ZM188 41H189V40H188ZM192 41H193V40H192ZM201 41H202V38H201ZM259 41H260V40H259ZM48 42H49V41H48ZM55 42H56V41H55ZM58 42H59V41H58ZM60 42H59L58 44H57V42H56L55 45L58 46V45L60 44ZM90 42H91V41H90ZM109 42L111 43V40H110ZM122 42H121V43H122ZM152 42H153V43H152ZM198 42H199V41H198ZM198 42L196 41L195 44L198 43ZM1 43H2V44H1ZM46 43H47V42H46ZM64 43H66V38H65ZM67 43H68V42H67ZM91 43H92V42H91ZM112 43H117L118 45L121 44L120 41H119V43H118V41H117V42L113 41ZM126 43H125V46H126ZM140 43H141V42H140ZM140 43H137V44H138L137 46H139ZM186 43H187V42H186ZM193 43H194V42H193ZM263 43H264V42H263ZM263 43H262V46H263ZM41 44H45V43L42 42ZM99 44H100V43H99ZM117 44H115V45L117 46ZM133 44H134V43L130 44V45L133 46V48H132L129 44H127V47L130 46V47H131V48L129 47L130 50L132 49V50L134 51V49L136 50L137 48H136V47L134 48V45H135V44H134V45H133ZM141 44H142V43H141ZM141 44H140V45H141ZM146 44H143V45L146 46ZM179 44H180V43H179ZM190 44H192V43H190ZM198 44H199V43H198ZM216 44H217V43H216ZM0 45H1V46H4V47H3L4 49H3V48H2V49L4 50L5 56H6V54H13V53L15 54V53H17V52H18L19 54L24 55V53L26 54V52H27V50H26V48H25L24 46L22 47L21 45H19V43H18V39H17L16 37H14V39L9 40V41L6 40V38H5V39H3V40L0 42ZM53 45H54V44H53ZM53 45H51V47H54ZM68 45L71 46V44H67V45H65L66 48H67ZM96 45H97V44H95V45L92 47V46L89 44L88 41H84V42L81 43L80 48H79V49H80V52H84V53L86 54V55H85V54L83 53L82 56L85 55L86 59L88 60V63H90L91 66H92L91 63H94V62H93V61L90 62V60L93 59V58L90 59V56L95 57V59L97 60V58L100 57V56L102 55V54L100 53V50H102L101 47H100V49H98L99 46L97 45L98 47L95 48ZM128 45H129V46H128ZM153 45L157 46L158 48H157V47H154V48H156V49L159 50V51H151V52H153V53L155 54V56L152 55L153 53H151L150 55H152L154 58H153L152 60H150V61L148 60V59H150V58L147 59V58L141 56V55H142L141 53H143L144 51H146V52L149 53L150 51H148V50H149V49H150V50L152 49V48H150V47H149L148 49L145 50V48L142 49L143 47L140 48V46H139L138 48L142 49L143 52H141V50H139L141 53L138 52V53H136V54H139V53H140L141 55H140V56L137 55V56H135V57H133L132 53L129 52L130 50H129V51L126 50V49H129V48H127V47L125 48V46H124L123 49L126 50L127 53H129L128 55L131 54V56H132L133 58H135V61L138 60V61L140 62V63H138V64H139V65L141 64L140 66H142V69H143V67H144V68H145V67L147 68V69L143 70V72L141 71V72H142V75H144V79L147 78V79L149 80L150 75L155 74V73L158 72V73H161V74L163 75V78L165 77V79H166L167 77H169V79H171V81H172V79H174V78L176 77L175 74H176L177 72H176V71H170V72H167V70H165V65H166V64H165L164 58H165V57L167 58L168 56L165 55V49L159 47V46L162 47L163 45H160V44H159V45H158V44L156 45V43L153 44ZM166 45H167V44H166ZM192 45H193V44H192ZM41 46H42V45H41ZM116 46H113V47H116ZM135 46H136V45H135ZM164 46H165V43H164ZM189 46H190V45H189ZM262 46H261V48H262ZM45 47H46V46H44V48H45ZM72 47L74 48V45H72ZM76 47H77V46H76ZM78 47H79V46H78ZM110 47H111V46H110ZM146 47H147V46H146ZM152 47H153V46H152ZM169 47H170V46H167V48H169ZM182 47H184V46H182ZM182 47H181V48H182ZM185 47H186V46H185ZM185 47H184V49H185ZM190 47H191V46H190ZM192 47H193V46H192ZM214 47H215V46H214ZM41 48H42L43 52H44L45 50H47L46 48H45V50L43 49V47H41ZM48 48H50V47H48ZM62 48H63V47H62ZM62 48H61V49H62ZM66 48H65V49H66ZM68 48H69V47H68ZM120 48H121V47H120ZM120 48H119V49H120ZM165 48H166V46H165ZM195 48H196V47H195ZM250 48H251V47H250ZM257 48H258V47H257ZM259 48H260V47H259ZM263 48H264V47H263ZM36 49H39V51H40V48H37V47H36ZM63 49H64V48H63ZM63 49H62V50H63ZM75 49H77V48H75ZM104 49H105V47H104ZM116 49H117V47H116ZM156 49H153V50H156ZM172 49H173V47H172ZM196 49H197V48H196ZM248 49H249V48H248ZM31 50H32V49H31ZM68 50H69V49H67V51H68ZM132 50H131V51H132ZM180 50H183V49H180ZM185 50H187V48H186ZM185 50H184V51H185ZM250 50H252V49H250ZM255 50H257V49L255 48ZM34 51H35V50H34ZM37 51H38V50H37ZM57 51H58V50H57ZM69 51H71V50H69ZM73 51H74V49H73ZM111 51H112V50H111ZM114 51H116V50H114ZM126 51H125V52H126ZM133 51H132V52H133ZM137 51H138V50H137ZM178 51H179V49H178ZM188 51L190 52L191 49L187 50L186 52H188ZM194 51H195V50L193 49V51L190 52V53L193 54ZM200 51H201V50H200ZM252 51H253V50H252ZM258 51H259V50H258ZM260 51H261V50H260ZM0 52H1V50H0ZM2 52H3V51H2ZM41 52H42V51H41ZM43 52H42V53H43ZM101 52H102V51H101ZM106 52H107V51H106ZM108 52H109V50H108ZM117 52H118V50H117ZM135 52H136V51H134L133 54H134ZM181 52H183V51H181ZM186 52H184V53H186ZM253 52H254V51H253ZM256 52H257V51H256ZM256 52H254V53H256ZM42 53H41V54H42ZM58 53H59V52H58ZM66 53H67V52H66ZM78 53H79V52H78ZM102 53H103V55H104V52H102ZM112 53H113V51L111 52V54H112ZM120 53H121V50H120ZM122 53H123V52H122ZM127 53H126V55H127ZM174 53H175V51H174ZM201 53H202V51H201ZM254 53H253V54H254ZM48 54H49V53H48ZM48 54H45V55H48ZM67 54H68V55H67ZM67 54H66V55L69 56V53H67ZM79 54H81V53H79ZM99 54H101V55L99 56ZM115 54H116V52H115ZM124 54H125V53H124ZM124 54H123V55H124ZM143 54H144V53H143ZM182 54H183V53H182ZM187 54H188V53H187ZM192 54H189V55L192 56ZM258 54H259V52H258ZM261 54L263 55L264 53H261ZM261 54H260V55H261ZM0 55H1V54H0ZM3 55H4V54H3ZM45 55H44V56H45ZM59 55H60V54H59ZM112 55H113V54H112ZM123 55H122V56H123ZM126 55H124L123 57H125ZM128 55L125 57L126 59L128 58ZM148 55H149V54H148ZM173 55H175V54H173ZM189 55H188V56H189ZM1 56H2V55H1ZM74 56H75V55H74ZM105 56H106V55H105ZM105 56H103V57H104L103 59L101 58V59L103 60V61L101 60V62H104V59L106 58ZM176 56H177V55H176ZM181 56H182V55H181ZM181 56H180V57H181ZM183 56H184V55H183ZM183 56H182V57H183ZM188 56H187V57H188ZM20 57L22 58V56H20ZM23 57H24V56H23ZM25 57H27V56H25ZM25 57H24V58H25ZM70 57H71V55H70ZM72 57H73V56H72ZM72 57H71V58H72ZM238 57H239V56H238ZM0 58H1V57H0ZM21 58H19V59H20V62L23 60V59H21ZM68 58H69V57H68ZM78 58H79V56H78ZM109 58H110V57H109ZM193 58H194V57H193ZM2 59H3V58H2ZM4 59H5V60H2L3 65H4V62L7 61L5 57H4ZM44 59L46 60V58H43V62H45ZM61 59H62V58H61ZM106 59H107V58H106ZM106 59H105V61H106ZM129 59H132V58H130V56H129L128 60H129ZM136 59H137V60H136ZM168 59H169V58H167L166 60L168 61ZM231 59H233V58H231ZM24 60H26V59H24ZM24 60H23V62H24ZM72 60H73V58H72ZM79 60L81 61V58H79ZM79 60H78L76 63L80 62ZM83 60H84V59H83ZM98 60H99V58H98ZM98 60H97V61H98ZM132 60H133V62H134V59H132ZM233 60H236V58L233 59ZM240 60H241V59H240ZM259 60H261V59H259ZM259 60H258V61H259ZM26 61H27V63H29L28 60H26ZM70 61H71V59H70ZM94 61H95V60H94ZM130 61H131V60H130ZM138 61H137V62H138ZM237 61H238V60H237ZM246 61H247V60H246ZM246 61H244V62H246ZM2 62H1V63H2ZM48 62H49V61H48ZM83 62L85 63V60H84ZM86 62H87V61H86ZM98 62L101 63L100 60H99ZM106 62H107V61H106ZM108 62H109V61H108ZM108 62H107V63H108ZM137 62H136V63H137ZM168 62H169V61H168ZM168 62H167V63H168ZM238 62H239V61H238ZM238 62H237V63H238ZM240 62H241V61H240ZM244 62H243V63H244ZM68 63H70V62L68 61ZM76 63H74L73 61H71L70 64L75 65ZM80 63H81V62H80ZM80 63H78V64H80ZM95 63H96V61H95ZM95 63H94V64H95ZM233 63H234V61H233ZM250 63H251V62H250ZM260 63H261V61H260ZM20 64L23 65L22 63H19V65H20ZM46 64H47V63H46ZM82 64H83V63H81L80 65H82ZM94 64H93V65H94ZM102 64H103V63H102ZM138 64H137V65H138ZM168 64H169V63H168ZM168 64H167V65H168ZM171 64H172V63H171ZM231 64H232V63H231ZM231 64H230V65H231ZM239 64H240V63H239ZM239 64H236V65H239ZM244 64H245V63H244ZM246 64H247V63H246ZM255 64H256V63H254V66H255ZM1 65H2V64H1ZM236 65H235V67H236ZM241 65H242V64H241ZM251 65H252V63H251ZM251 65H250V66H251ZM257 65H258V64H257ZM4 66H5V65H4ZM24 66H25V65H24ZM32 66L34 67V65H32ZM50 66H51V65H50ZM91 66H90V67H91ZM171 66H172V65H171ZM242 66H243V65H242ZM248 66H249V64H248ZM250 66H249V67H250ZM260 66H262V65L259 64V67H257V68H259V69H257V71H258V70H259V71L263 70V71H261V73L264 74V73H263V72H264V67L262 66V67H263V69H262V67H260ZM40 67L43 68L44 66L40 65ZM40 67H39V68H40ZM52 67H53V66H52ZM84 67H85V66H84ZM92 67H94V69H96L97 66L95 67V65H94V66H92ZM174 67H175V66H174ZM186 67H187V66H186ZM196 67H197V66H196ZM196 67H194V68L197 69L198 67H197V68H196ZM228 67H229V66H228ZM244 67H245V66H244ZM5 68H6V66L4 67V69H5ZM25 68H26V66H25ZM27 68H28V67H27ZM35 68H36V66H35ZM35 68H34V69H35ZM41 68H40L39 70H41ZM44 68H45V67H44ZM46 68H47V67H46ZM48 68H49V67H48ZM100 68H101V67H100ZM110 68H112V67H110ZM178 68H179V67H178ZM180 68H182V67H180ZM242 68H243V67H242ZM260 68H261V69H260ZM1 69H2V68H1ZM6 69H7V68H6ZM6 69H5V70H6ZM34 69H33V70H34ZM37 69H38V68H37ZM116 69H118V68L116 67ZM182 69H183V68H182ZM184 69H186V68H184ZM214 69H215V68H214ZM225 69H226V68H225ZM227 69H229V68H227ZM251 69H252V68H251ZM107 70H108V69H107ZM107 70H106V72H107ZM109 70H110V69H109ZM138 70H140V69H138ZM179 70H180V69H179ZM230 70H231V69H230ZM234 70H235V69H234ZM236 70H237V69H236ZM243 70H244V69H243ZM2 71H3V70H2ZM19 71H20V70H19ZM21 71H22V69H21ZM25 71H26V69H25ZM29 71L32 72L31 69H30ZM34 71H35V70H34ZM34 71H33V72H34ZM79 71H80V70H79ZM96 71H98V70H96ZM240 71H242V70H240ZM257 71H255V73H256ZM259 71H258V72H259ZM4 72H6V71H3V73H4ZM27 72H28V71H27ZM41 72H43V70H41ZM80 72H81V71H80ZM82 72H83V71H82ZM82 72H81V73H82ZM101 72H102V71H101ZM117 72H119V70H118ZM117 72H116V73H117ZM220 72H221V71H220ZM220 72H218V73H220ZM222 72H223V71H222ZM236 72H237V71H236ZM0 73H1V72H0ZM18 73H20V72H18ZM18 73H15V74L18 75ZM24 73H25V72H24ZM36 73H37V72H36ZM38 73H39L38 76H40L41 73H40L39 71H38ZM38 73H37V74H38ZM46 73H47V72H46ZM57 73H58V72H57ZM76 73H77V72H76ZM102 73H103V72H102ZM107 73H108V72H107ZM207 73H208V72H207ZM211 73H212V72H211ZM228 73H229V72H228ZM228 73L226 72L227 76H228ZM255 73H254V74H255ZM259 73H260V72H259ZM1 74H2V73H1ZM1 74H0V75H1ZM15 74H14V72H13L12 75H15ZM27 74L29 75V72H28ZM27 74H25V75H27ZM42 74H43V73H42ZM44 74H45V73H44ZM63 74H65V73H63ZM91 74H92V73H91ZM96 74H97V73H96ZM96 74H95V76H96ZM103 74H104V73H103ZM110 74H111V73H110ZM203 74H204V73H203ZM220 74H221V73H220ZM237 74H238V73H237ZM240 74H241V73H240ZM257 74H258V73H256V75H257ZM2 75H3V76L5 75V78H6V77H8V79L10 78V76L7 75V74H2ZM2 75H1V76H2ZM6 75H7V76H6ZM22 75L24 76V78H26L25 75L23 74V71H22ZM32 75H33V74H32ZM32 75H31V77H32ZM71 75H72L73 77L75 76V82H76V77H77V75H75V74L73 75V74L71 73L69 76H71ZM78 75H79V74H78ZM100 75H101V74H99V76H100ZM107 75H108V74H107ZM205 75H206V74H205ZM208 75H210V74H208ZM230 75H231V78H232V74H230ZM230 75H229V76H230ZM247 75H248V74H247ZM247 75H246V76H247ZM249 75H250V72H249ZM34 76H37V75L34 74ZM38 76H37V77H38ZM41 76H42V75H41ZM41 76H40V77H41ZM63 76H65V77H64L65 80H68V79H66V76H68L67 74H66V75H63ZM72 76H71V77H72ZM102 76L105 77L106 75H102ZM113 76H114V75H113ZM224 76H225V75H224ZM229 76H228L227 78H230ZM251 76H252V75H251ZM263 76H264V75H263ZM15 77H17V76H15ZM15 77H14V78H15ZM31 77H30V75H29V79H31ZM37 77H36V78H37ZM71 77H69V80H72ZM73 77H72V78H73ZM131 77H132V76H131ZM141 77H143V76H140V78H141ZM197 77H198V76H197ZM199 77H200V76H199ZM202 77H203V76H202ZM206 77H208V76H206ZM211 77L213 78L214 76L211 75ZM211 77H210V78H211ZM240 77H242V76H240ZM243 77H244V76H243ZM2 78H4V77H2ZM5 78H4V79H5ZM17 78H18V77H17ZM24 78H23V79H24ZM27 78H28V77H27ZM87 78H88V77H87ZM99 78H101V76H100ZM108 78H109V77H108ZM113 78H114V77H113ZM120 78H121V77H120ZM122 78H124V77H122ZM126 78H127V77H126ZM126 78H125V79H126ZM138 78H139V77H138ZM140 78H139V79H140ZM193 78H194V77H193ZM218 78H219V77H218ZM250 78H252V79H251V80H252V83H254V79H255V78H258V77L256 76L254 79H253V77H250ZM4 79H3V80H4ZM34 79H35V78H34ZM37 79H38V78H37ZM114 79H116V77H115ZM127 79L129 80V78H127ZM127 79L124 80V81L122 80L121 83L123 84V82L127 81ZM142 79H143V78H142ZM147 79L143 81V82H146V85L148 86L147 89H149V86H152V85H153L152 89H153V90H154V88L156 89L157 87H155L154 84H151V81H148ZM151 79H152V78H151ZM169 79L167 78V80H169ZM205 79H206V78H205ZM208 79H209V78H208ZM208 79H206V81H208ZM214 79H215V77H214ZM233 79H234V76H233L232 80H233ZM238 79H239V78H238ZM9 80H10V79H9ZM40 80H43V79L41 78ZM44 80H45V79H44ZM44 80H43V81H44ZM47 80H48V78H47ZM103 80H104V79H103ZM108 80L111 82V79H110V78L107 79V81H108ZM167 80H166V81H167ZM200 80H202V79H200ZM211 80H213V79H211ZM225 80H226V79H225ZM228 80H229V79H228ZM230 80H231V79H230ZM234 80H235V79H234ZM234 80H233V81H234ZM255 80H256V82H257V79H255ZM258 80L260 81L261 79H258ZM18 81H19V80H18ZM32 81H33V78H32V80L29 81V82L32 83ZM43 81L40 82V85H43V84H44ZM73 81H74V80H73ZM73 81H70V82H72V85H75ZM107 81H106V82H107ZM119 81H120V80H119ZM129 81H130L131 83L127 81V82H126V85H128V83H130V85H128L129 88H130V89H132V88L134 89V90H133V89L131 90V91H133L132 94H134V91L136 92V90H137L136 88H138V87L141 88V89L144 91V88H145V87L143 88L142 86H140V85H141V83H140L141 81H140V80H137V82H136V80H135L134 82H132L133 80H132V81L129 80ZM147 81H148V82H147ZM161 81L163 82V81H165V80H161ZM206 81H205V83H206ZM209 81H210V80H209ZM209 81H208V83H206V84H210ZM214 81H215V80H214ZM241 81H242V80H241ZM241 81H239V84H240V85H241V83H240ZM15 82H17V81H15ZM29 82H27V80H26V83H27L28 86L25 85L26 88H29V90H27V91H28V94L33 90V88H32L31 91H30V87H29V85H30L31 83H29ZM35 82H36V81H34V83H35ZM38 82H39V80H38L36 83L38 84ZM45 82H46V80H45ZM62 82H63V81H62ZM78 82H79V81H78ZM117 82H118V80H117ZM152 82H153V81H152ZM158 82H160V81L158 80ZM200 82H201V81H200ZM200 82H199V84H201ZM202 82H204V81H202ZM236 82H237V81H236ZM236 82H235V83H236ZM34 83H33V85L36 84V83H35V84H34ZM42 83H43V84H42ZM47 83H48V81H47ZM56 83H57V82H56ZM107 83H108V82H107ZM107 83H105V84H106V85H109V84H107ZM119 83H120V82H119ZM213 83H215V82H213ZM213 83L211 82V84H213ZM225 83H226V84H224V85H225V87H227L229 82H227V80H226ZM250 83H251V82H250ZM252 83H251V84H252ZM261 83H262V81H261ZM261 83H260V84H261ZM20 84H22V83H20ZM37 84H36V85H37ZM76 84H77V83H76ZM88 84H89V83H88ZM112 84H116V83H114V81H113ZM135 84H137V87H136V88L134 87ZM203 84H204V83H203ZM211 84H210V85H211ZM218 84H219V83H218ZM237 84H238V83H237ZM248 84H249V82H248ZM15 85L18 87V86H19V85H18V82L15 83ZM15 85H14V86H15ZM44 85H45V84H44ZM62 85H63V84H62ZM124 85H125V84H124ZM156 85H157V84H156ZM185 85H186V84H185ZM201 85H202V84H201ZM210 85H209V86H210ZM213 85H214V84H213ZM213 85H212V86H213ZM220 85H221V84H220ZM255 85H256V84H255ZM261 85H262V84H261ZM263 85H264V83H263ZM263 85H262L261 87H263ZM56 86H57V84H56ZM65 86H66V84H65ZM67 86H68V84H67ZM75 86H76V85H75ZM77 86H78V85H77ZM77 86H76V87H77ZM83 86H84V85H83ZM118 86H121V85H118ZM131 86H132V87H131ZM135 86H136V85H135ZM147 86H146V87H147ZM203 86H204V85H203ZM214 86H215V85H214ZM242 86H243V84H242ZM34 87H35V86H34ZM39 87H41V86H37L38 89H39ZM62 87H63V86H62ZM76 87H75V88H76ZM85 87H86V86H85ZM112 87H113V89H114V86H112ZM198 87H199V86H198ZM200 87H201V86H200ZM200 87H199V88H200ZM216 87H217V86H216ZM219 87H220V86H219ZM245 87H246V86H245ZM41 88H42V87H41ZM67 88H69V86H68ZM71 88H72V87H71ZM94 88H95V87H94ZM117 88H118V87H117ZM120 88H121V87H120ZM120 88H119V89H120ZM123 88H125V90L129 89V88H127V86H126V87L124 86ZM150 88H151V87H150ZM211 88H212V87H211ZM213 88H214V87H213ZM220 88H221V87H220ZM222 88H223V87H222ZM227 88H228V87H227ZM11 89H13V88H11ZM35 89H36V87H35ZM64 89H65V88H64ZM69 89H70V88H69ZM76 89L78 90V87H77ZM89 89H90V88H89ZM91 89H92V88H91ZM141 89H140V91H142ZM158 89L160 90V88H158ZM158 89H157V90H158ZM204 89H209V88H208V85H207L206 88H205V86H204ZM214 89H215V88H214ZM245 89H246V88H245ZM39 90H41V89H39ZM71 90H72L73 92H76V91H74V89H71ZM71 90H69V91H71ZM83 90L86 91V90H88V89L85 90V88H83ZM121 90H123V89H121ZM218 90H219V89H218ZM222 90H223V92L225 91L224 88H223ZM228 90H229V93H230L231 89L228 88ZM256 90H257V89H256ZM256 90H255V91H256ZM21 91H24V90L22 89ZM21 91H20V94H21ZM29 91H30V92H29ZM84 91H83V95H85V94H86V95L89 94V93H85ZM118 91H119V93L123 94V91H122V92H120V90H118ZM137 91H138V90H137ZM155 91H156V90H155ZM216 91H217V90H216ZM263 91H264V88H263ZM14 92H15V91H14ZM38 92H41V91H38ZM43 92H44V91H43ZM56 92L58 93L59 90H58V91L56 90ZM73 92H72V93H73ZM79 92H80V91H79ZM79 92H78V95H82V93L80 92L81 94H79ZM91 92H92V90H91ZM91 92H90V94H92V93H93L94 95L96 94L94 91H93L92 93H91ZM110 92H111V91H110ZM110 92H109V93H110ZM127 92H129V91H126L125 94H128ZM160 92H162V91H160ZM201 92H202V91H201ZM203 92H204V91H203ZM218 92H220V91H218ZM218 92H217L216 94H218ZM223 92L221 91L222 94H223ZM226 92H227V90H226ZM226 92H225V93H226ZM12 93H13V92H12ZM15 93H16L15 95H17V94L19 95V93H17V92H15ZM23 93H24V92H23ZM68 93L70 94L71 92H68ZM139 93H140V92H139ZM204 93H205V92H204ZM204 93H202L201 95L204 96V95H203ZM212 93H213V92H212ZM214 93H215V92H214ZM229 93H227V94H229ZM24 94H25V93H24ZM28 94H27V95H28ZM44 94H45V92H44ZM44 94L42 93L43 96H45ZM58 94H59V93H58ZM58 94H56L54 98L58 97ZM61 94L63 95V93H61ZM66 94H67V92H65V95H64L65 97H66ZM125 94L122 95V96L127 97V95H125ZM130 94H131V93H130ZM135 94H136V93H135ZM141 94H142V93H141ZM141 94H140V96H141ZM208 94H209V93H208ZM216 94H215V95H216ZM219 94H220V93H219ZM18 95H17V97H19ZM62 95H61V96H62ZM67 95H68V94H67ZM76 95H77V94H76ZM97 95H98V94H96V96H97ZM99 95H100V93H99ZM128 95H129V94H128ZM138 95H139V94H138ZM138 95H137V97H138ZM145 95H146V94H145ZM223 95L225 96L226 94H223ZM229 95H231V94H229ZM254 95H255V94H254ZM261 95H263V94H261ZM261 95H260V96H261ZM8 96H9V95H8ZM13 96H14V95H13ZM23 96H24V95H22V97H23ZM28 96H29V95H28ZM36 96H37V93H36ZM43 96H41V97H43ZM96 96H95V97H96ZM133 96H134V95H133ZM217 96H218V95H217ZM217 96H216V98H217V100H218L219 96H218V97H217ZM220 96H222V95H220ZM252 96H253V95H252ZM255 96H256V95H255ZM255 96H254V97H255ZM260 96H258V97H260ZM263 96H264V95H263ZM263 96H261V97H263ZM20 97H21V96H20ZM20 97H19V98H20ZM22 97H21V98H22ZM77 97H78V96H77ZM77 97H76V98H77ZM79 97L82 98V96H79ZM84 97H85V96H84ZM93 97H94V96H93ZM117 97H118V99H119V98L121 97V95H120V97H119V96H117ZM125 97H121V98H123V99L126 101L127 99H125ZM145 97H146V96H145ZM145 97H144V100H145ZM256 97H257V96H256ZM256 97H255L254 99H256ZM261 97H260V98H261ZM19 98H18V99H19ZM28 98L30 99V97H27V98L25 97L26 101L28 100ZM31 98H32V97H31ZM63 98H64V97H63ZM74 98H75V97H74ZM85 98H86V97H85ZM91 98H92V97H91ZM114 98H116V97H114ZM129 98H130V97H129ZM140 98H141V97H140ZM142 98H143V95H142ZM148 98H149V97H148ZM148 98H146V99H148ZM198 98H199V97H198ZM207 98H208V97H207ZM216 98H215V99H216ZM222 98H223V96H222ZM232 98H233V97H232ZM237 98H239V96H238ZM249 98H251V97H249ZM10 99H11V98H10ZM13 99H14V98H13ZM16 99H17V98H16ZM25 99H24V98H23L22 100L20 99V101H19L20 104H23V101H24ZM77 99L79 100V98H77ZM77 99H75V100H77ZM98 99H99V98H98ZM100 99H101V98H100ZM138 99H139V98H138ZM169 99H170V97L167 99V101H168ZM234 99H235V98H234ZM254 99H253V102H251L252 100L249 99L248 102L246 101V102H244V103H243V102H241V103H243V105H242L243 107H244V104L246 103V105H245V106H246V107H245L246 112H245V113H246L247 117H249L251 120H253V122H254V121H257V123L259 122L260 124H262V123H264V105L261 104V103H258V101H255ZM262 99H264V98H262ZM11 100H12V99H11ZM42 100H43V99H42ZM65 100H66V99L64 98V101H65ZM86 100H87V99H86ZM86 100H85V101H86ZM89 100H90V99H89ZM113 100H114V99H113ZM140 100H141V99H140ZM148 100H152V98H149ZM148 100H145V101H148ZM174 100H175V99H174ZM199 100H200V99H199ZM226 100H227V99H226ZM236 100H237V99H236ZM239 100H240V99H238L237 101H239ZM250 100H251V101H250ZM17 101H18V100H17ZM21 101H22V102H21ZM31 101H32V100H31ZM57 101H58V100H57ZM64 101H61V102H64ZM81 101H83V98H82V100H80L79 102H81ZM90 101H91V100H90ZM98 101H99V100H98ZM98 101H97V102H98ZM116 101H117V100H115V102H116ZM122 101H123V100H121V102H122ZM191 101H192L191 103L193 104L194 101H193V100H191ZM202 101H203V100H202ZM237 101H236V102H237ZM254 101H255V102H254ZM259 101H260V100H259ZM262 101H263V100H262ZM14 102H15V101H14ZM28 102L30 103V101H28ZM55 102H56V100H55ZM65 102H66V101H65ZM79 102H78V103H79ZM100 102H101V101H100ZM100 102L97 103L98 106H101V105L99 104ZM170 102H171V101H170ZM239 102H240V101H239ZM263 102H264V101H263ZM15 103H16V102H15ZM15 103H14V105L17 106ZM41 103H42V102H41ZM41 103H40V104H41ZM67 103H68V102H67ZM81 103H82V102H81ZM153 103H154V101H153ZM201 103H202V102H201ZM224 103H225V102H224ZM241 103H240V105H241ZM61 104H62V103H61ZM61 104H60V105H61ZM84 104H85V102H84ZM120 104H121V103H120ZM122 104H123V102H122ZM122 104H121V105H122ZM2 105H5V103H4V104L2 103ZM24 105H29V104H28V103H27V104H23V105H22V108H23ZM32 105H33V104H32ZM55 105H57V104H55ZM65 105H66V104H65ZM91 105H92V104H91ZM91 105H90V107H91ZM148 105H149V104H148ZM45 106H47V105H45ZM63 106H64V105H63ZM82 106H83V105H82ZM146 106H147V105H146ZM193 106H194V105H193ZM20 107H21V106H20ZM27 107H28V106H27ZM27 107L25 106L24 108H27ZM48 107H49V106H47V109H48ZM51 107H54V108H55L56 106H52V105H51V106L49 107V109H50ZM59 107H60V106H58V108H59ZM84 107H85V106H84ZM84 107H83V108H84ZM93 107H97V105H96V106H93V105H92V110L95 109V108H93ZM147 107H148V106H147ZM198 107H199V106H198ZM215 107H216V105H215ZM255 107H256L257 109H256ZM14 108H16V107H14ZM17 108H18V107H17ZM22 108H20L19 110H24V108H23V109H22ZM28 108H29L28 111H30L31 106L29 105ZM28 108H27V109H28ZM63 108H64V112H65V110H66L67 108H66L65 106H64ZM65 108H66V109H65ZM70 108H71V107H70ZM196 108H197V107H196ZM2 109H3V108L1 107L0 110H2ZM42 109H43V108H41L40 110H42ZM45 109H46V108H45ZM52 109H53V108H51L50 111H51ZM80 109H81V108H80ZM147 109H148V108H147ZM147 109H145V110H147ZM215 109H216V108H215ZM3 110H4V109H3ZM11 110L14 111L15 109H11ZM62 110H63V109H62ZM62 110H61V111H62ZM119 110H120V109H119ZM119 110H118V111H119ZM53 111H55V110L53 109ZM58 111H59V110H58ZM58 111H57V112H58ZM61 111H60V112H61ZM67 111H69V110H67ZM120 111H121V110H120ZM120 111H119V112H120ZM131 111H132V110H131ZM156 111H157V110H156ZM180 111H182V110H180ZM2 112H7V110H6V111H2ZM23 112H24V111H23ZM41 112H42V111H41ZM44 112H46V111H44ZM44 112H43V114L47 116L48 113L45 114ZM47 112H49V110H47ZM96 112H97V111H96ZM96 112H95V113H96ZM157 112H158V111H157ZM8 113H9V112H8ZM24 113H25V112H24ZM27 113H28V112H27ZM49 113H50V112H49ZM55 113H56V111H55ZM65 113H66V112H65ZM71 113H72V112H71ZM91 113H94V112H93V111L90 112L89 115H94V114H91ZM97 113H98V114H97ZM97 113H96V114H97L98 116H101V114L99 115V112H97ZM100 113H101V111H100ZM60 114H63V112L60 113ZM60 114H58V115H60ZM121 114H122V113H121ZM0 115L2 116V119H3V120H5V121L8 120L7 118H8L9 116H8L7 118H6V117L3 118V115H5V113H2V114H0ZM64 115H65V114H64ZM69 115L71 116V114H69ZM110 115H111V113L109 114V116H110ZM112 115H113V114H112ZM114 115H117V114H114ZM114 115H113V116H114ZM159 115H160V114H159ZM196 115H197V114H196ZM201 115H202V114H201ZM244 115H245V114H244ZM244 115H243V116H244ZM246 115H245V116H246ZM65 116H66V115H65ZM94 116H95L96 118H99V117H97L96 115H94ZM94 116H93V118H94ZM105 116H106V115H105ZM109 116H108V117H109ZM117 116H120V115H117ZM122 116H123V114H122ZM122 116H121V117H122ZM182 116H183V115H182ZM39 117H40V116H39ZM49 117H50V116H49ZM62 117H63V116H62ZM103 117H104V116H103ZM161 117H162V116H161ZM0 118H1V117H0ZM5 118H6V119H5ZM51 118H52V117H51ZM76 118H77V117H75L74 119L76 120ZM89 118H90V117H89ZM104 118H105V117H104ZM104 118H103V119H104ZM106 118H107V117H106ZM112 118H114V117H112ZM117 118H120V117H117ZM117 118H115V119H117ZM195 118H196V117H195ZM2 119H1L0 122H3ZM60 119L62 120V119H64V118H61V116H60ZM82 119H84V118L82 117ZM91 119H92V118H91ZM101 119H102V118H101ZM108 119H109V118H108ZM120 119H122V118H120ZM154 119H155V118H154ZM205 119H206V118H205ZM56 120H57V119H56ZM61 120H60V121H61ZM71 120H72V119H71ZM98 120H99V122H101L100 119H98ZM104 120H105V119H104ZM104 120H103V121H104ZM110 120H111V119H110ZM206 120H207V119H206ZM5 121H4V122H5ZM9 121L11 122V119H10ZM28 121H29V120H28ZM33 121H34V120H33ZM49 121H50V119L48 118L47 122H49ZM63 121H64V120H62V123H63ZM82 121H83V120H82ZM82 121H81V122H82ZM96 121H97V120L95 119V123H96ZM113 121H114V119H113ZM118 121H120V120H118ZM10 122H9V123H10ZM65 122H66V120H65ZM81 122H80V123H81ZM99 122H98V123H99ZM104 122H105V121H104ZM104 122H103V123H104ZM106 122H108V121H106ZM106 122H105L104 124L101 122V124L103 125L102 127H101V126L99 127L100 124H99V125L96 124V125H98L99 128L104 129V128H103L104 126H105V127L109 126V124L106 123ZM109 122H112V121H109ZM223 122H224V121H223ZM250 122H251V121H250ZM51 123H53V125L55 124V123L53 122V119H52V122H51ZM78 123H79V122H78ZM95 123H94V124H95ZM113 123H115V121L112 122L111 124L113 125ZM118 123H119V122H118ZM214 123H215V122H214ZM4 124H6V123H4ZM7 124H8V123H7ZM49 124H50V123H49ZM111 124H110V125H111ZM247 124H248V123H247ZM250 124H251V123H250ZM23 125H24V124H22V126H23ZM69 125H70V124H69ZM89 125H90V124H89ZM96 125H95V126H96ZM170 125H171V124H170ZM210 125H211V124H210ZM224 125H225V124H224ZM226 125H227V124H226ZM5 126L8 127L7 125H5ZM48 126L51 127V125H48ZM48 126H47V127H48ZM54 126H55V125H54ZM57 126H59V125H57ZM67 126H68V125H67ZM70 126H71V125H70ZM214 126H215V125L213 124V125H212V128H213ZM68 127H69V126H68ZM112 127H113V126H111V128H112ZM216 127H217V126H215L214 128L217 129V130H218V128H220V127H218V128H216ZM0 128H1V127H0ZM20 128H22V127H20ZM26 128H28V127H26ZM26 128H25V125H24L23 130H26ZM34 128H36V126H35ZM34 128H32V130L35 131ZM52 128L54 129L53 126H52ZM58 128H59V127H58ZM58 128H57V130H56L57 133H58V131H59ZM61 128H62V127H61ZM71 128H72V127H69V129H71ZM96 128H97V127H96ZM111 128H110V129H111ZM114 128H115V127H114ZM114 128H112V129H114ZM157 128H158V127H157ZM230 128H231V127H230ZM9 129H11V131H12L14 128H9ZM36 129H37V128H36ZM72 129H75V127L73 126ZM108 129H109V128H107V130H108ZM112 129H111V130H112ZM164 129H165V128H164ZM231 129H232V128H231ZM234 129H235V128H234ZM3 130H4V131H3ZM15 130L17 131L18 129L15 128ZM15 130L13 131L12 134L16 135V136H14V137H17V138H18L17 133H16V134L14 133ZM19 130H21V131H20V136H22V140H23V139H24V138H23V134H24L25 132H24L22 129H19ZM19 130H18V131H19ZM32 130H31V131H32ZM104 130H106V128H105ZM107 130H106V131H107ZM155 130H156V129H155ZM18 131H17V132H18ZM22 131H23L24 133H21ZM34 131H32V132H34ZM39 131H40V130H39ZM51 131H53V130H51ZM60 131H61V130H60ZM62 131H63V130H62ZM62 131H61V133H62ZM108 131H109V130H108ZM235 131H236V130H235ZM237 131H238V130H237ZM5 132H7V130L5 131V129H3V128L0 129V135H1V134H4ZM26 132H27V131H26ZM53 132H55V131H53ZM66 132H67V131H66ZM28 133H29V132H28ZM28 133H26V134L28 135ZM51 133H52V132H50V133L48 134V139H50V140H51V137H50V134H51ZM74 133H75V132H74ZM33 134L35 135V133H32V135H33ZM39 134H40V133H39ZM41 134H42L43 136H42L41 138H39V137L41 136ZM41 134H40V136H39V135L36 133V135H37L38 137H37V136L34 137V135H33V136L31 135V137L34 138V139H35V138H38V139H36V141L38 142L40 139L47 137V136H45L47 133L44 134V133L41 132ZM52 134H54V133H52ZM52 134H51V136H52ZM57 135H59V134H57ZM61 135H63V133H62ZM65 135H66V134H65ZM238 135H239V134H238ZM1 136L3 137V136H5V135H1ZM1 136H0V137H1ZM20 136H19V139L21 138ZM24 136H25V134H24ZM28 136H29V135H28ZM59 136H60V135H59ZM63 136H64V135H63ZM63 136H62V137H63ZM5 137H6V136H5ZM7 137H11V136H7ZM49 137H50V138H49ZM55 137H56V136H55ZM12 138H13V136H12L11 138H9V139L11 140ZM17 138H16V139H17ZM52 138H53V136H52ZM56 138H57V137H56ZM6 139H7V138H6ZM6 139H4V140L2 139V140L5 141ZM9 139H8V140H9ZM26 139H27V138H26ZM48 139H46V140H47V141H46L47 144H49L48 142L50 141V140L48 141ZM58 139H59V138H57V140H58ZM61 139H62V138H61ZM10 140H9V141H10ZM13 140H15V138H14ZM20 140H21V139H20ZM20 140H19V141H20ZM22 140H21V141H22ZM43 140H44V139H43ZM43 140H42V141H43ZM6 141H7V140H6ZM30 141H31V140H30ZM32 141H34V140H32ZM32 141H31V142H32ZM44 141H45V140H44ZM53 141H54V138H53ZM0 142H2V141H0ZM13 142H14V141H13ZM37 142H36V143H37ZM39 142H40V141H39ZM39 142H38V143H39ZM46 142H41V143H43L42 145H44ZM51 142H52V140H51ZM20 143H21V142H20ZM41 143H39V146L42 147L41 150H43V152H44V150H45L44 148L49 147V146H48L47 144H46L47 146H46V145L42 146V145H40ZM3 144H4V143H3ZM10 144H11V143H10ZM10 144H9V145H10ZM15 144L18 145L16 142H15ZM30 144H32V143H30ZM4 145H5V144H4ZM16 145H14V146H16ZM32 145H33V144H32ZM36 145H37V146H35V147H37L38 150H37L34 146H33V147H34V149H36L37 151H39V150H40V149H39L40 147L38 146V144H36ZM51 145H52V144H51ZM5 146H6V145H5ZM14 146H13V144H12V147H11V148H15ZM58 146H59V145H58ZM17 147H18V146H17ZM38 147H39V148H38ZM53 147H54V144H53ZM220 147H221V146H220ZM9 148H10V147H9ZM11 148H10V149H11ZM91 148H92V147H91ZM96 148H97L96 150H98V147H96ZM15 149H17V148H15ZM47 149H48V148H47ZM50 149H51V146H50ZM50 149H49V150H50ZM93 149H94V148H93ZM18 150H20V149H18ZM18 150H13V151H14V152L16 151L15 153H19V155H21L22 157L25 156V155L27 154L26 150L23 151V152H25V153H24L25 155H24L21 151L17 152ZM51 150H52V153H53L54 149H51ZM51 150H50V151H51ZM96 150L94 149L93 151H96ZM13 151H12V149H11V152H13ZM27 151H28V150H27ZM32 151H33V149L29 150V151H28V154H29V152H32ZM45 151H46V150H45ZM20 152H21V153H20ZM34 152H35V151H34ZM34 152H33V153H34ZM41 152H42V151H41ZM43 152H42V154H45V152H44V153H43ZM15 153L13 154V158H12L13 161H14V159H17V158H19V157H20V159H22L21 156L18 157ZM52 153H49V154H48V151H47V155H48V156H49L50 154H52ZM10 154H11V153H10ZM30 154H32V153H30ZM37 154H38V153H37ZM15 155H16V156H15ZM47 155H45V156H47ZM53 155H54V153H53ZM14 156L17 157V158H15ZM28 156H29V155H28ZM31 156H33V154H32ZM31 156H30V157H31ZM36 156H37V157H36ZM51 156H52V155H51ZM26 157H27V156H25V158H26ZM38 157H39V155H35V156L32 157V158H29V157H27V158H29V159H31V160H33V158H34V159L36 158V159L38 160V159H40V158H38ZM238 157H239V156H238ZM4 158H6V157H4ZM27 158H26V159H27ZM43 158H47V157H44V156H43ZM48 158H49V157H48ZM93 158H94V157H93ZM6 159H7V158H6ZM10 159H11V157H10ZM20 159H19V160H20ZM23 160H24V159H23ZM89 160H90V159H89ZM225 160H226L227 162H229V157H228V159H225ZM8 161H10V160H8ZM15 161H16V160H15ZM20 161H21V160H20ZM33 161H34V160H33ZM41 161H42V160H41ZM41 161H40L39 163L37 162V163H36V166H37V164L43 163V162H41ZM44 161H45V159H44ZM46 161H47V160H46ZM49 161L51 162L50 159H49ZM49 161H48V162H49ZM235 161H236V160H235ZM0 162H1V160H0ZM24 163H28V164H32V163H33V164H34V162L29 163V161H28V162H24ZM51 163H52V162H51ZM59 163H60V162H59ZM148 163H149V162H148ZM1 164H3V163H1ZM33 164H32V165H33ZM52 164H53V163H52ZM8 165H10V164H8ZM18 165H19V164H17V166H18ZM20 165H21V164H20ZM22 165H24V164H22ZM25 165H26V164H25ZM34 165H35V164H34ZM41 165L44 166L43 164H41ZM50 165H51V164H50ZM111 165H112V164H111ZM111 165H110V166H111ZM11 166H12V164H11ZM14 166H15V165H14ZM27 166H28V165H27ZM81 166H82V165H81ZM193 166H194V165H193ZM20 167H21V166H20ZM44 167H47V166H44ZM7 168H8V167H7ZM27 168H28V167H27ZM29 168H31V167H29ZM39 168H40V167H39ZM84 168H85V167H84ZM34 169H36V168H34ZM81 169H82V167H81ZM5 170H6V169H5ZM7 170H8V169H7ZM23 170H25V168L22 169V171H23ZM36 170H38V169H36ZM82 170H83V169H82ZM22 171H20V173H18V174H22V173H21ZM26 171H27V169H26ZM29 171L33 172V171H35V170H28L26 173H23V174H25V176H27V175L30 174V173L27 174ZM39 171H40V170H39ZM47 171H48V168H47ZM5 172H6V171H5ZM23 172H25V171H23ZM41 172H44V173L49 174V173L46 172L45 170H44V171H43V170L40 171V172H39L40 175L37 174V175L40 177V178H37V180H38V181L36 180L37 182H39V180L41 179V177H42V178L45 177V175L43 176V174H41ZM34 173H35V172H34ZM36 173H37V172H36ZM18 174H17V172H16V174H14V175H12V176H10V173H9L8 175L10 176V178H11V180H12V182H13V186H14V183L17 184L18 181H19V186H17V187H21L20 184H21V185H24V183H26L27 177H29L30 175L26 177V180H24V179H22ZM23 174H22V175H23ZM32 174H33V173H32ZM4 176H5V175H4ZM25 176H22V177L25 178ZM49 176H50V175H49ZM36 177H37V176H36ZM46 177L48 178V176H46ZM2 178H3V177H2ZM10 178H8V179H10ZM13 178H15V180L17 181V183L14 182L15 180H14ZM20 178H21L22 180H21ZM30 178H31V177H30ZM33 178H34V177H33ZM4 179H6V178H3V180H4ZM17 179H18V180H17ZM19 179H20L21 181H20ZM1 180H2V179H1ZM29 180H30V179H29ZM32 180H33V179H32ZM32 180L30 181V182H32L31 187L33 186L34 183L36 184V181H34L35 178H34L33 181H32ZM42 180H43V182H45L46 184H48V183H47L48 181L46 182V180H49V179H46V178L44 179V178H43ZM7 181H8V180H7ZM22 181L24 182L23 184H22ZM118 181H119V180H118ZM5 182H6V181H5ZM5 182H4V183H5ZM28 182H29V181H28ZM30 182H29V183H30ZM33 182H34V183H33ZM40 182H42V181H40ZM43 182H42V183H43ZM29 183H28V184H29ZM6 184H7V183H6ZM35 184H34V186H35ZM40 184H41V183H40ZM46 184H45V185H46ZM9 185H10V184H9ZM17 185H18V184H17ZM25 185H27V184H25ZM0 186H1V185H0ZM27 186H28V185H27ZM36 186L39 187V185H36ZM36 186H35V187H36ZM52 186H53V185H52ZM261 186H262V185H261ZM5 187H6V186H5ZM23 187H26V186H23ZM37 187H36V188H37ZM207 187H208V186H207ZM0 188H1V190L4 189V187H0ZM6 188H7V187H6ZM6 188H5V190H6ZM28 188H30V186H28ZM32 188H34V187H32ZM254 188H255V187H254ZM254 188H253V189H254ZM259 188H260V187H259ZM8 189H9V188H8ZM11 189H12V188H11ZM11 189H9V190H11ZM13 189H16V187H13ZM24 189H25V188H24ZM34 189H35V188H34ZM37 189H39V188H37ZM47 189H48V188H47ZM251 189H252V188H251ZM251 189H250V190H251ZM9 190H8V191H9ZM26 190H27V189H26ZM28 190H29V189H28ZM12 191H13V190H12ZM22 191L24 192L25 190H22ZM31 191H32V190H31ZM34 191H35V190H34ZM90 191H92V190H90ZM14 192H15V191H14ZM14 192H13V193H14ZM17 192H20V191H17V189H16L15 194H16ZM23 192H22V193H23ZM26 192H27V191H26ZM26 192H25L24 194H25V195L28 194V197H30V199H32V196H33L34 199H35V197H39V196H34V195H36V194H34V195L32 194V195H31V193L29 194V192L26 194ZM253 192H254V191H253ZM0 193H1V192H0ZM13 193H11V194H13ZM37 193H38V192H37ZM9 194H10V193H9ZM39 194H40V193H39ZM42 194H43V193H42ZM49 194H52V193L49 192ZM21 195H22V194H21ZM25 195H22V196H24V197L27 198V196H25ZM30 195H31V196H30ZM37 195H38V194H37ZM40 195H41V194H40ZM43 195H44V194H43ZM52 195H53V194H52ZM52 195H51V196L49 195L51 201H52V199H51ZM9 196H11V195H9ZM15 196H17V195H15ZM15 196H14V197H15ZM22 196H21V197H22ZM14 197L12 198V196H11L10 198L14 199ZM19 197H20V196H19ZM19 197H18V199H16V198H15V199H16V200H19ZM21 197H20V198H21ZM24 197H23V198H24ZM40 197H41V196H40ZM44 197L46 198V196H44ZM47 197H48V196H47ZM10 198H7V199L1 198V199H0V214H1V216H2V212H4L5 215H10V214H6L5 212H8V213L10 212V213L13 214V212H17V211L21 210L20 206H19V205H16L17 202H16V204H13V205H12V203L8 200V199H10ZM23 198H22V199H23ZM79 198H80V199H77V201L79 200V202H80L81 204H83V202L86 201V199H83V197H82V198L79 197ZM28 199H29V198H28ZM30 199H29V200H30ZM37 199H38V198H37ZM39 199H40V198H39ZM48 199H49V198H48ZM48 199H46V200H48ZM23 200L27 201V199H25V198H24ZM42 200L45 201L44 198H43ZM42 200H41V201H42ZM25 201H24V202H25ZM31 201H33V203H36V202H37V200H36V202H35V200H33V199H32ZM38 201H39V200H38ZM44 201H43V202H44ZM77 201H76V202H77ZM22 202H23V201H22ZM22 202H21V203H22ZM24 202H23L22 204H24ZM47 202H48V201H47ZM104 202H105V201H104ZM21 203H20V201H19L18 204H21ZM25 203H26V202H25ZM27 203H29V201H27ZM39 203H40V201L38 202V204H39ZM49 203H50V202H49ZM77 203H78V202H77ZM80 203H79V204H76V205H80ZM259 203H260V200L257 201V204H259ZM261 203H262V201H261ZM38 204H37V205H38ZM40 204H41V203H40ZM50 204H52V203H50ZM27 205H28V204H27ZM27 205H26V207H29V208H30V206H29L30 204H29L28 206H27ZM42 205H43V204H41L40 206H42ZM83 205H84V204H83ZM38 206H39V205H38ZM74 206H75V205H74ZM255 206H256V205H255ZM52 207H54V205H51V209H50V208H49V209H50V210H53ZM58 207H59V206L55 207L54 209L57 210ZM68 207H69V206H68ZM68 207L65 208V209H66V210L69 209ZM79 207H82V205L79 206ZM84 207H85V206H84ZM84 207H83V208H84ZM88 207H89V206H88ZM253 207H254V206H253ZM45 208H46V203H45ZM56 208H57V209H56ZM60 208H62V207H60ZM60 208H59V209H60ZM70 208H71V209H69V210H67V211H70L69 213L72 215L73 213H71V210L74 211V209H75V208L77 209L78 207H73V209H72V207H70ZM85 208H86V207H85ZM85 208H84V209H85ZM32 209H33V208H32ZM63 209H64V208H62L61 211H60V212H62V213H61L62 215H64L63 212H65V211H62ZM84 209H81V208H80V210H83L82 212H84ZM23 210H24V209H23ZM27 210H28V209H26V211L24 210L23 212L26 213V212H28ZM34 210H36V209H34ZM55 210H54V211H55ZM85 210H86V209H85ZM30 211H32V210L30 209ZM30 211H29V212H30ZM36 211H37V210H36ZM46 211H47V210H46ZM20 212H21V211H20ZM20 212H19V213H20ZM23 212H22V213H23ZM33 212H34V211H33ZM40 212H41V211H40ZM40 212H39V214H40ZM50 212H51V211H50ZM55 212H56V211H55ZM74 212H75V211H74ZM30 213H32V212H30ZM52 213H53V212H52ZM69 213H67V214H69ZM4 214H3V215H4ZM17 214H18V212H17ZM17 214H16V215H17ZM27 214H28V213H27ZM34 214H35V213H34ZM34 214H33V215H34ZM42 214H43V213H42ZM65 214H66V212H65ZM16 215H15V216H16ZM25 215H26V214H25ZM35 215L37 216L38 214H35ZM44 215H45V214H43V216H44ZM58 215H59V214H58ZM71 215H69L68 217H70ZM10 216H11V215H10ZM10 216H7V217H10ZM12 216H13V215H12ZM19 216H20V214H19ZM19 216H18V218H19ZM40 216L43 218V216H42L41 214H40ZM50 216H52L51 213H50ZM54 216H55V215H54ZM59 216H60V215H59ZM59 216H57V217H59ZM74 216H75V214H73L72 217H74ZM76 216H77V218L80 217V216H78V215H76ZM16 217H17V216H16ZM21 217H22V216H21ZM27 217H28V216H27ZM27 217L25 216V217H22V218H24V219L26 218V219H27ZM29 217H30V216H29ZM47 217H48V216H47ZM60 217H61V216H60ZM60 217L58 218V219L60 220V222L64 221V220H63L62 218H60ZM10 218H11V217H10ZM18 218H17V219H18ZM34 218H35V219H33V216H32L31 219H33V220L35 221L37 217H34ZM45 218H46V217H45ZM45 218H44V219H45ZM63 218H64V216H63ZM65 218H66V217H65ZM70 218H71V217H70ZM8 219H9V218H8ZM17 219H14L15 222H17ZM44 219H42V221H43ZM47 219H48V218H47ZM61 219H62V221H61ZM66 219H67V218H66ZM240 219H241V218H240ZM10 220L13 221V218H11ZM77 220H78V219H77ZM243 220H244V219H243ZM7 221H8V220L4 221V222H6V223H3V224H6V225H3L2 223H1L2 225H0V264H52V263H49V261L46 260L45 258H42V257L36 256V254H35V257L33 256L34 258H37L36 261H31V260L29 261V260H28V262H27V261H25V258H24V252H23V251H21V250L18 251V250H14V249H12V248L9 246L10 243L19 240V237L16 238V234H17V232L14 231V229H15L17 226L19 227V225H18L19 222H17L18 224H16L15 222H11V221H10V222H7ZM36 221H37V220H36ZM40 221H41V218H40ZM42 221H41V223H42ZM65 221H66V220H65ZM239 221H240V220H239ZM38 222H39V221H38ZM38 222H37V223H38ZM49 222H51V221L49 220ZM51 223H52V222H51ZM62 223H63V222H62ZM152 223H153V222H152ZM45 224H46V222H45ZM45 224H44V225H45ZM59 224H60V223H59ZM67 224L70 225L69 223H67ZM234 224H235V223H234ZM42 225H43V224H42ZM46 225H47V224H46ZM46 225H45V227H46ZM47 226H49V225H47ZM62 226H63V228H64V225H62ZM71 226H72V225H71ZM232 226H234V225H232ZM66 227H68V226H66ZM72 227H73V226H72ZM195 227H196V226H195ZM47 228H48V227H47ZM70 228H71V227H69V229H70ZM74 228L77 229L76 227H74ZM74 228H72V229H74ZM231 228H232V227H231ZM237 228H238V227H237ZM23 229H24V228H23ZM45 229H46V228H45ZM72 229H71V230H72ZM75 229H74V230H75ZM233 229H235V228H233ZM233 229H232V230H233ZM28 230H29V229H28ZM46 230H47V229H46ZM62 230H63V229H62ZM94 230H95V229H94ZM227 230H228V229H227ZM236 230H237V229H236ZM49 231H50V230H48L47 233H48ZM68 231H70V230H68ZM83 231H84V230H83ZM26 232H27V231H26ZM55 232H56V231H55ZM80 232H81V231H80ZM233 232H234V231H233ZM233 232H231V233H233ZM68 233H71V232H68ZM73 233H74V232H73ZM86 233H87V232H86ZM95 233H96V232H95ZM21 234H22V233H21ZM23 234H24V233H23ZM29 234H30V233H29ZM29 234H28V236H27V235H26V236L29 237ZM63 234H65V233L63 232ZM88 234H89V233H88ZM48 235H49V234H48ZM67 235H68V234H67ZM75 235H77V234H75ZM83 235L85 236L86 234H83ZM45 236H47V235L45 234ZM52 236H53V237H52ZM60 236H61V235H60ZM79 236H81V235H79ZM87 236H88V235H87ZM228 236H229V235H228ZM57 237H59V236H56V234L50 235V238H56V239H57ZM74 237H75V236H74ZM224 237H225V236H224ZM224 237H223V238H224ZM46 238H47V237H46ZM46 238H44V241H45ZM76 238H77V237H76ZM82 238H84V237L82 236ZM88 238H89V237H88ZM94 238H95V237H94ZM94 238H93V239H94ZM30 239H32V238L30 237ZM58 239H59V238H58ZM58 239H57V240H58ZM21 240H22V239H21ZM51 240H54V239H51ZM60 240H61V238H60ZM94 240H95V239H94ZM58 241H59V240H58ZM72 241H73V240H72ZM91 241H92V240H91ZM220 241L222 242L223 240H220ZM31 242H32V240H31ZM49 242H50V241H49ZM53 242L55 243V240H54ZM53 242H52V244H54ZM92 242H93V241H92ZM98 243L100 244V242H98ZM216 243H217V242H216ZM49 244H51V243H49ZM68 244H69V243H68ZM70 244H71V243H70ZM70 244H69V245H70ZM77 244H78V243H77ZM218 244H221V243H218ZM93 246H94V244H93ZM97 246H98V245H97ZM44 247L46 248V246H44ZM98 247L100 248V245H99ZM110 247H111V246H110ZM69 248H70V247H69ZM90 248H91V247H90ZM26 249H27V248H26ZM67 249H68V248H66V250H67ZM45 250H46V249H45ZM48 250H49V249H48ZM48 250H46V252H47ZM70 250H71V249H70ZM88 250H89V249H85V248H84V249H80V253H81L82 255L84 254V256H85V255H87V254L89 253ZM49 251H50V250H49ZM109 251H110V249H109ZM69 252H70V251H69ZM100 253H101V251H100ZM60 254H61V253H60ZM89 254L91 255V253H89ZM47 255H48V254H47ZM71 255H73V254H71ZM204 255H205V254H204ZM65 256H66V253H65ZM68 256H70V254H69ZM87 256H89V255H87ZM196 256H197V255H196ZM65 258H66V257H65ZM74 258H75V257H74ZM94 258H95V257H94ZM96 258H98V257H96ZM109 258H110V257H109ZM60 259H62V258L60 257ZM66 259H67V258H66ZM54 260H55V259H54ZM77 260H78V259H76V261H77ZM61 261H62V260H61ZM70 261H71V260H70ZM87 261H88V260H87ZM63 262H64V261H63ZM67 262H68V261H67ZM67 262H66V263H67ZM239 262H240V261H239ZM70 263H71V262H70ZM70 263H69V264H70ZM74 263H75V262H74ZM64 264H65V263H64ZM67 264H68V263H67ZM71 264H72V263H71ZM197 264H199V263H197Z\"/></svg>",
    "mask_w": 264,
    "mask_h": 264
}]
</instances>
